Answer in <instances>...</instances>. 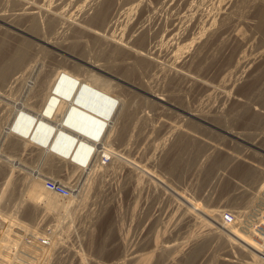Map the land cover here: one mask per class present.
I'll return each mask as SVG.
<instances>
[{
  "label": "bare ground",
  "instance_id": "bare-ground-1",
  "mask_svg": "<svg viewBox=\"0 0 264 264\" xmlns=\"http://www.w3.org/2000/svg\"><path fill=\"white\" fill-rule=\"evenodd\" d=\"M174 1V0H173ZM179 1V0H178ZM188 0H180V4L181 2H187ZM229 3L233 2L232 4H234L235 0H228ZM237 1V0H236ZM239 1V0H238ZM236 2L239 3V2ZM242 2H246L248 3V7H249V12H250V8H252L254 6V9L257 8V10H259V15H261V17H264V0H240ZM152 0H50V1H46V0H0V88L5 89V90H9L10 91H15L16 94L17 92L21 93V91L24 90V94H26L27 98L25 97V100H22V104H18L16 106H19L18 109H16V111H14V115L12 116L14 118H12L13 120H10V128H8L7 133L8 134H13L14 140L11 141L10 143V147L11 149H16L18 147H26L30 144L35 147L32 148V150L37 151L40 155L43 156L44 158V163L43 160L41 161V163H43L45 165L46 168V173L42 175V177H39L34 180H32V183L35 182L37 185H39V187L33 183V185L36 186L35 190L39 188L38 193L35 196L34 201L32 202V205H30L31 208H29L30 210H28V213L26 214L28 217H26L28 220H35L34 219V214L36 213V210H42L41 206L45 203L49 204V200L50 198L54 197L56 195V197H59V195L57 196L56 192H53L52 190H50L47 186L46 183H44V178L47 177V175L51 172H54L53 169L55 168V164L56 162L58 163L59 166L65 167L67 166V164H71L72 168H70V171L65 173L67 174V176L69 177H74L76 174L82 175L80 174L82 171H89V168H93L95 167V165L97 164L96 162L99 160V158H102V154H106V155H111L112 157H114L117 162V160L120 162L119 164H122L123 167H127L131 172H135V170L137 171V169H139L138 171H140V168H142V165L138 164L136 161H133L132 159L126 158V156H123L122 154V150L123 149H119L118 147H123L125 146L124 144H126V142L128 141V138L130 140L131 137H129V125L131 126L132 124L134 125V128H136V131L139 133V135H144L145 136H149L152 133H162L165 130V133H176L179 132L180 130H182L181 132H183L184 129H187V132L185 135H181L182 138L183 136H186L184 138V147L185 148H190L191 144L193 142H191L190 140L192 139H196V140H201L203 139V137L197 136L194 133H192L186 126H191L190 122L189 125L187 124L186 126L184 125L183 122H172L169 123V121L165 122L162 120V122L160 125H157V127H153V126H147V125H151V123L146 124L147 120H148V115L145 114H141V115H137L138 112H140L139 110H141L142 108L139 109L136 108L134 111L132 110V105L135 102L134 100V96H133V92L132 90H140L144 91L145 93L151 95L154 98V101L156 103H172L173 105H175V102H181V100L179 99L180 97L177 96V94L175 93V91L182 89L183 86L186 85V83L191 82V84L194 87L199 88V90H203V92L206 93V96H210L212 94H215L213 92H215L217 90H219V97H220V101H222V105L224 106V103L229 102L232 106L234 107H239L237 109H239V112L241 111V109L244 107H249L252 109H258L260 107H256L255 105H259V103H262L260 105H264V77H258V73L260 72L261 68L264 67V51H259L258 50V54L256 55H252V54H245V55H240V54H236L235 56H233L232 58L230 57V60L228 61L229 63H227V65L224 67L225 70L228 71V73H226L224 76L221 75V72H219L216 75L217 82H211L210 80L213 79L211 78L209 79H205V77H201L199 75V73L193 74L192 71H190V67L192 68L191 65H195V68H202V56L206 55L203 54L205 52L206 49L209 45V35H212L211 33H209V35L206 37H204V35L202 34V32L198 31L199 34L197 36H195L192 40H190L189 42L183 43L184 40L187 39V31L185 32L184 30L180 29L181 31H183V33H179V36L181 34V38H179L180 40L177 41V43H174V39L173 41H171V37L173 38L174 36V29L172 28V30L169 32L167 31L168 29L165 28V25H168L167 18H162L161 14H160V10H165L167 9V7L170 5L169 2H171L170 0H154L153 3H151ZM206 2V1H205ZM217 2V1H216ZM215 2V3H216ZM241 2V3H242ZM175 3V2H174ZM173 3V4H174ZM224 3V2H223ZM240 3V4H241ZM12 4L13 6V10H11V12L7 11L6 7L7 5ZM180 4L176 5L179 6ZM185 4V3H184ZM188 4V2H187ZM245 4V3H244ZM230 5V4H229ZM247 5V4H245ZM66 6H68L69 8H65ZM172 6V2L171 5ZM182 6V5H181ZM211 6V5H210ZM227 6V5H226ZM234 6V5H233ZM231 6V8L233 7ZM236 6V5H235ZM239 6V5H238ZM242 6V4H241ZM241 6H239V8H241ZM229 7V6H228ZM227 7V8H228ZM237 7V6H236ZM235 7V8H236ZM247 7V8H248ZM172 8V7H171ZM221 8V7H220ZM234 8V9H235ZM238 8V10H239ZM244 7H242L243 9ZM246 8V9H247ZM12 9V8H11ZM128 9L129 10V14L128 16L124 17L123 13L124 10ZM225 9V8H224ZM230 9V8H228ZM233 9V8H232ZM231 9V10H232ZM242 9H240L242 11ZM245 9V10H246ZM126 10V11H128ZM188 10V9H187ZM239 11V12H241ZM247 11V10H246ZM255 11V10H253ZM174 12V11H173ZM192 12V11H191ZM201 12V11H200ZM226 13V10L224 11ZM222 12V13H224ZM238 11L235 12V14H238L240 16H242V14L237 13ZM243 12V11H242ZM163 13V12H162ZM188 13V12H187ZM214 13V12H213ZM230 13V12H229ZM227 12V14L230 17V20L232 21L233 18H235L236 16L233 15V13L229 14ZM248 13V12H247ZM246 13V14H247ZM126 14V13H125ZM169 14V13H168ZM206 14V13H205ZM258 14V12H257ZM180 15V14H179ZM178 15V16H179ZM215 15V14H214ZM224 15V16H225ZM231 15V16H230ZM182 16V15H181ZM180 16V17H181ZM185 16V15H184ZM190 16V15H189ZM244 16V15H243ZM177 17V16H175ZM186 17V16H185ZM201 14H194V16L192 17V15L189 17L190 19V24L193 25V23H195L196 20L200 21ZM203 17V16H202ZM223 17V16H222ZM226 17V16H225ZM223 17V18H225ZM246 17V16H244ZM243 17V19H244ZM184 18V17H183ZM232 18V19H231ZM237 18V17H236ZM175 19V18H174ZM172 19L170 22H173ZM180 19V18H179ZM188 19V18H187ZM218 19V18H217ZM222 19V18H221ZM227 19V17H226ZM225 19V20H226ZM229 19V18H228ZM240 19V17H239ZM259 19L261 20L262 18L259 17ZM177 20V19H176ZM182 20V19H180ZM188 20V21H189ZM195 20V21H193ZM225 20H223L225 22ZM241 20V19H240ZM246 20V19H244ZM248 20V19H247ZM259 20V21H260ZM178 21V20H177ZM191 21L193 23H191ZM198 21V22H199ZM214 21V20H211ZM256 21V20H255ZM264 21V20H263ZM99 23L98 27H96L97 25L95 24ZM169 22V21H168ZM179 22V21H178ZM203 22V21H202ZM217 22V20H216ZM228 22V21H227ZM226 22V23H227ZM234 22V21H233ZM251 22V21H250ZM93 23L95 24V26H93ZM167 23V24H166ZM181 23V22H180ZM184 23V22H183ZM182 23V24H183ZM187 23V22H186ZM204 23V22H203ZM206 23V22H205ZM212 23V22H210ZM230 23V22H228ZM227 23V24H228ZM172 24V23H171ZM188 24V23H187ZM214 24V22L212 23ZM212 24H210L211 26H213ZM235 24V23H234ZM185 25V23H184ZM216 25V24H215ZM221 25V24H220ZM226 25V24H225ZM174 26V25H173ZM179 26V25H178ZM187 26V25H186ZM195 26V24H194ZM197 26V25H196ZM202 26V25H201ZM205 26V25H203ZM209 26V24H208ZM227 26V25H226ZM231 26V25H230ZM229 26V27H230ZM167 27V26H166ZM169 27V26H168ZM189 27V26H188ZM219 27V26H218ZM234 27V26H233ZM246 27V26H245ZM263 27V26H262ZM191 28V26H190ZM189 28V29H190ZM194 28V27H193ZM197 28V27H195ZM209 28V27H208ZM211 28V27H210ZM221 28V27H220ZM226 28V27H225ZM236 28V27H235ZM235 34H234V38L235 41H237L239 44H244L247 39L246 36H244L243 30L242 28L240 29H235ZM184 29V27H183ZM188 29V28H187ZM188 29V30H189ZM200 29V28H199ZM214 29V28H213ZM217 29V27L215 28ZM228 29V28H227ZM233 29V28H232ZM231 29V30H232ZM261 29V28H260ZM166 30V31H165ZM177 30V29H176ZM206 30V28L204 29ZM208 30V29H207ZM230 30V29H229ZM230 30V32H231ZM259 30V29H258ZM264 30V29H263ZM165 31L166 34H164L163 36L167 37V35L169 36V40L170 42L174 43V45L172 46V48L169 46L168 49L169 51H165V44L163 41V44L161 45V47L164 45V54L162 55L161 52L162 50L159 49L160 47V42H161V38L162 36V32ZM180 31V32H181ZM217 31V30H215ZM189 32V31H188ZM210 32V31H209ZM213 33V35H215L216 32L211 31ZM219 33V32H218ZM217 33V34H218ZM234 33V32H233ZM208 34V33H207ZM223 34V33H222ZM249 34V33H248ZM173 35V36H172ZM176 35V34H175ZM195 35V33H194ZM221 35V34H220ZM171 36V37H170ZM231 36V37H232ZM261 36V35H260ZM163 37V38H164ZM165 37V38H166ZM177 38V37H176ZM211 39V36H210ZM214 39V38H213ZM229 39V38H228ZM89 40H91L93 42V44L95 45H90V46H95L96 49L101 51V56L102 58L97 59L95 62L91 61L90 63H88V65H90V69L92 68V70H98V71H102L104 73H106L107 75H109L111 77L110 78H106L103 76L98 75L97 73L93 72L92 70L89 69H85V68H78L77 66L75 67V69H68L66 67V62L57 57L60 54H57L59 52H66L68 51V49H70L71 47L77 45L82 47H86L89 43ZM168 40V39H167ZM167 40H165V43H169L166 42ZM90 41V42H91ZM230 41V40H229ZM256 41V40H255ZM236 42V43H237ZM228 43V42H226ZM262 43V42H261ZM92 44V43H91ZM256 44V43H255ZM159 45V46H158ZM169 45V44H168ZM171 45V43H170ZM226 45V44H225ZM231 45V44H230ZM236 45V44H235ZM241 46V45H239ZM248 46V45H247ZM252 46V45H251ZM264 46V45H263ZM214 47V46H213ZM210 48L213 50L214 48ZM237 47V45H236ZM260 47V46H258ZM76 48V47H75ZM192 48V49H191ZM219 48V47H217ZM221 48V47H220ZM231 48V47H230ZM85 51V49H84ZM91 51V50H90ZM99 51V52H100ZM210 51V50H209ZM212 52V51H211ZM215 52V51H214ZM246 53V51H245ZM254 53V52H253ZM210 54V53H208ZM212 54V53H211ZM242 54V53H241ZM263 55V58L261 60H257L258 56ZM207 56V55H206ZM231 56V55H230ZM205 57V56H204ZM220 57V56H219ZM222 57V56H221ZM89 58V57H88ZM161 58L163 59V61L161 60ZM211 58V57H210ZM81 60V59H80ZM88 60V59H87ZM84 60V61H87ZM164 60L166 62H164ZM205 60V58H204ZM207 60V59H206ZM75 61V60H74ZM83 61V60H82ZM90 61V60H89ZM219 62V61H218ZM208 63V61H207ZM217 63V62H216ZM225 64V63H224ZM208 66V65H207ZM215 66V65H214ZM222 66V65H221ZM87 67V66H85ZM204 67V65H203ZM211 67V66H209ZM231 67V68H230ZM228 68H230L228 70ZM193 69V68H192ZM194 70V69H193ZM198 70V69H197ZM207 69L205 68V71ZM223 70V69H222ZM223 70V71H225ZM264 70V69H263ZM204 71V70H203ZM208 71V70H207ZM212 71V70H211ZM194 72V71H193ZM198 72V71H197ZM217 72V71H216ZM202 73V72H201ZM237 76V78H233V81L230 80L231 77L229 76V74H234ZM205 74V73H204ZM208 74V73H207ZM263 74V73H262ZM202 75V74H201ZM242 75V76H241ZM261 75V74H260ZM206 76V75H205ZM210 76V75H209ZM263 76V75H262ZM156 77H161L165 80V82H167V88L163 89V92L160 93H155L152 86H151V82H153V79ZM230 77V78H228ZM239 77V78H238ZM210 78V77H209ZM262 78V79H261ZM157 79V78H156ZM160 80V79H159ZM244 80V81H243ZM243 81V85L242 82ZM155 82V81H154ZM160 83V82H159ZM158 83V84H159ZM190 84V85H191ZM155 85V84H154ZM153 85V86H154ZM158 86V85H157ZM155 86V87H157ZM160 86V84H159ZM154 87V88H155ZM132 88V89H131ZM156 89V88H155ZM159 90V88H157ZM235 89V94L231 93L233 90ZM162 90V88H161ZM14 92V93H15ZM216 92V94H217ZM3 93V92H2ZM19 93V94H20ZM175 93V94H174ZM184 93V92H183ZM4 94V93H3ZM7 94V93H6ZM11 96L13 95L10 92ZM18 94V95H19ZM202 94V93H201ZM232 94V95H231ZM15 95V94H14ZM200 95V94H199ZM6 96V95H5ZM23 96V95H21ZM20 96V97H21ZM25 96V95H24ZM205 96V95H204ZM216 96V95H215ZM182 97V96H181ZM184 97V96H183ZM200 97V96H199ZM209 97V98H210ZM6 98V97H5ZM14 98V97H11ZM201 98V97H200ZM203 98V97H202ZM206 98V97H205ZM9 99V98H8ZM24 99V98H23ZM188 99V98H187ZM215 99V98H214ZM210 100V99H209ZM217 100V99H216ZM1 101V100H0ZM14 101V100H13ZM17 101V100H16ZM144 102V101H142ZM210 102V101H209ZM212 102V101H211ZM215 102V101H214ZM15 103V102H14ZM141 103V102H140ZM2 104V101H1ZM6 104V102L4 103ZM16 104V103H15ZM206 104H208L206 102ZM181 105V104H180ZM204 105V104H203ZM217 105V104H216ZM221 105V104H220ZM221 105V106H222ZM227 105V104H226ZM5 106V105H4ZM8 106V105H7ZM182 106V105H181ZM210 106V105H209ZM228 106V105H227ZM230 106V105H229ZM161 107V106H160ZM231 108L233 109V112L235 110V108ZM219 108V107H218ZM217 108V106H210L209 110L206 109V112H199V113H193V112H189L188 110L186 111V113H188L189 115H197L198 118H200L203 121H205L206 123H211L213 121H218V123H220L219 121H221L222 115H224V111L223 112H219V109ZM230 109V107H227L226 109ZM241 108V109H240ZM243 108V109H244ZM263 108V107H262ZM5 109V108H4ZM7 109V108H6ZM139 109V110H138ZM225 109V106L224 108ZM225 109V111H226ZM242 109V112H243ZM8 110L12 111L11 109L8 108ZM15 110V109H13ZM208 110V112H207ZM222 110V109H221ZM220 110V111H221ZM253 110V111H254ZM261 110V109H259ZM7 111V110H6ZM202 111V110H201ZM252 111V110H250ZM262 111H264V109H262ZM16 112V113H15ZM238 112V111H237ZM249 112V110L247 111ZM256 112V111H255ZM261 112V111H259ZM7 114L10 112H6ZM160 113V112H159ZM162 113V112H161ZM252 113V112H249ZM257 115L260 116V114H258V112H256ZM12 114V113H11ZM140 114V113H139ZM158 114V113H157ZM227 114V113H225ZM232 112L230 113L229 116L236 114H232ZM240 114V113H239ZM238 114V115H239ZM1 115V114H0ZM4 115V112H3ZM164 115V114H163ZM243 115L245 117V114L243 112ZM242 115V116H243ZM251 116V114H247L246 116ZM256 115V114H255ZM252 116V120L259 121V118L257 115L256 116ZM262 115V114H261ZM10 116V115H9ZM160 116V114H159ZM248 116V117H249ZM263 116V115H262ZM261 116V117H262ZM5 117V116H4ZM3 117V118H4ZM7 117V116H6ZM138 117V122L134 121L136 118ZM161 117V116H160ZM167 117V116H165ZM188 117V116H187ZM233 117V116H232ZM241 117V116H240ZM239 117V118H240ZM243 117V118H244ZM264 117V116H263ZM11 118V117H10ZM154 118V116H153ZM168 118V117H167ZM223 118H225L223 116ZM222 118V119H223ZM231 118V117H230ZM236 118V117H235ZM242 118V117H241ZM246 118V117H245ZM244 118V119H245ZM5 119V118H4ZM2 119V120H4ZM8 119V118H6ZM5 119V120H6ZM139 119L142 121V123H139ZM160 119V118H158ZM188 119V118H187ZM193 119V118H192ZM248 118H246L245 120H247ZM256 119V120H255ZM4 120V121H5ZM154 120V119H153ZM153 120H151L153 122ZM169 120V119H168ZM195 120V119H194ZM224 120V119H223ZM222 120V122H223ZM226 120V119H225ZM233 120V118H232ZM239 121V119H237ZM262 120V118H261ZM7 123L9 122L8 120H6ZM5 121V122H6ZM159 121V120H158ZM184 121V120H183ZM193 121V120H192ZM234 121V120H233ZM236 121V120H235ZM242 121V120H241ZM244 121V120H243ZM242 121V122H243ZM149 122V121H148ZM155 122V121H154ZM159 122V123H160ZM200 122V121H199ZM225 122V121H224ZM250 122V121H249ZM249 122H247V124H249ZM144 123V124H143ZM194 123V121H193ZM198 125V122H196ZM205 123V125L207 126V124ZM264 122L262 121V124ZM155 124V123H153ZM216 124V123H215ZM221 124V123H220ZM227 124V123H225ZM220 125V127H222L223 125ZM259 127H260V121L259 123ZM261 124V125H262ZM156 125V124H155ZM194 125V124H193ZM201 124H199L198 127ZM204 125V124H203ZM204 125V126H205ZM217 125V124H216ZM245 125V124H244ZM189 126V128H191ZM219 126V125H218ZM228 126V125H227ZM225 126V127H227ZM247 125H245L246 127ZM258 126V125H257ZM264 126V125H263ZM198 127H195V129H200ZM209 126L206 127V130H208ZM217 127V128H220ZM224 127V126H223ZM224 127V128H225ZM258 127V128H259ZM131 128V127H130ZM202 128V127H201ZM223 128V129H224ZM264 128V127H263ZM193 129V127H192ZM203 129V128H202ZM202 129L201 132H202ZM211 129V128H210ZM214 128H212L211 130H213ZM226 129V128H225ZM262 129V127H261ZM205 130V132H206ZM227 130V129H226ZM185 131V130H184ZM198 132H200L199 130H196ZM216 131V130H215ZM231 131V130H230ZM197 132V133H198ZM204 132V131H203ZM204 132V134H205ZM208 132V131H207ZM233 132V131H232ZM243 132V131H241ZM249 132V131H248ZM247 132V134H248ZM177 133V134H179ZM196 133V132H195ZM210 133V131H209ZM216 133V132H215ZM214 132H212L211 137L214 138L213 134H215ZM237 133V132H236ZM244 133V132H243ZM242 133V134H243ZM250 133V132H249ZM259 133V132H258ZM262 133V132H261ZM264 133V130H263ZM262 133V134H263ZM11 134L9 135V137L11 136ZM173 134V135H174ZM202 134V133H201ZM230 134V133H229ZM162 135V134H161ZM206 135V134H205ZM216 135V134H215ZM231 135V134H230ZM239 135V134H237ZM246 135V133H245ZM8 136V135H7ZM217 136V135H216ZM221 136V135H220ZM234 136V135H233ZM241 136V135H240ZM244 136V135H243ZM251 137H253L252 135H250ZM264 135H260L259 137H261ZM141 137V136H139ZM175 137V136H174ZM210 137V136H209ZM246 137V136H245ZM249 136H247L246 138H248ZM250 137V138H251ZM257 137V135H255V138ZM4 138V137H3ZM146 138V137H145ZM142 138L140 139V141L144 142V139ZM161 138V137H160ZM158 138V139H160ZM169 138V137H168ZM173 138V137H172ZM262 138V137H261ZM178 139V138H177ZM259 139V138H258ZM264 139V138H263ZM156 140V139H155ZM164 140V139H163ZM251 140L253 141V139L251 138ZM256 140V139H255ZM262 140V139H261ZM6 141V140H5ZM131 141V140H130ZM193 141V140H192ZM202 141V140H201ZM220 141V140H219ZM260 141V140H258ZM264 141V140H263ZM9 142V141H7ZM118 145L117 147L113 146L114 143H117ZM132 142V141H131ZM142 142V143H143ZM154 142V141H152ZM216 142V141H215ZM255 142V141H254ZM257 142V141H256ZM3 143V142H2ZM27 143H30L27 145ZM138 143V142H137ZM182 143V142H181ZM205 143V142H204ZM222 143V142H221ZM224 143V142H223ZM228 143V142H227ZM234 143V142H233ZM260 143V142H259ZM264 143V142H263ZM4 144V143H3ZM150 144V143H149ZM174 144V143H173ZM201 144V142L199 143ZM256 144V143H253ZM8 145V144H7ZM115 145V144H114ZM127 145H129L127 143ZM140 145V144H139ZM175 145V144H174ZM202 145H204L202 143ZM212 145V144H210ZM209 145V146H210ZM226 145V144H225ZM250 145V144H249ZM252 145V144H251ZM260 145V144H259ZM262 145V144H261ZM152 146V144L150 145ZM158 146V145H157ZM213 146V145H212ZM227 146V145H226ZM232 146V145H231ZM139 147V146H138ZM145 147V145H144ZM176 147V145H175ZM204 147V146H203ZM208 147V145H207ZM235 147V145L233 146ZM231 147V148H233ZM30 148V149H31ZM118 148V149H117ZM124 148V147H123ZM141 148V147H140ZM139 148V149H140ZM150 148V147H149ZM152 148V147H151ZM210 148V147H209ZM208 148V149H209ZM220 148V147H219ZM10 149V150H11ZM25 148H23L24 150ZM29 149V148H28ZM127 149V147H126ZM147 149V147H146ZM153 149V148H152ZM170 149V148H167ZM196 149V148H195ZM235 149V148H234ZM237 149V148H236ZM239 149V148H238ZM237 149V150H238ZM18 150V149H16ZM125 150V149H124ZM143 150V149H142ZM141 150V153L143 152ZM149 150V149H148ZM151 150V149H150ZM194 150V149H193ZM221 150V151H220ZM219 153L221 155V158L218 157L217 158V162L219 159V162H224L228 159L229 156L228 155L230 152H228L226 149H221L220 148ZM255 150V149H254ZM2 151V150H1ZM21 151V150H20ZM34 151V152H35ZM132 151V150H131ZM145 151V149H144ZM197 151V149H196ZM199 151V150H198ZM241 151L243 152L242 148ZM3 152V151H2ZM121 154H120V153ZM150 152V151H148ZM152 152V150H151ZM200 152V151H199ZM198 152V153H199ZM240 152V151H238ZM255 152V151H253ZM13 153V152H12ZM37 153V154H38ZM131 153V152H130ZM192 153V152H191ZM204 153V152H203ZM228 153V154H227ZM21 154V153H20ZM31 154V153H30ZM127 154V153H125ZM154 154V153H153ZM217 154V153H216ZM231 154V153H230ZM246 154V153H244ZM248 154V153H247ZM255 154V153H252ZM2 155V154H0ZM39 155V156H40ZM147 155V154H146ZM209 155V154H208ZM212 155V154H210ZM232 155L236 156H241L240 154H237L236 152L233 153ZM250 155V153L248 154V156ZM9 156V155H8ZM32 156V155H31ZM42 156L40 158H42ZM131 156V155H130ZM148 156V155H147ZM174 156V155H173ZM196 156V155H195ZM207 156V155H205ZM247 156V155H245ZM252 156V155H251ZM257 156V155H256ZM6 157V156H5ZM146 157V156H145ZM172 157V156H171ZM212 157V156H211ZM10 158V157H9ZM16 158V157H15ZM39 158V157H38ZM40 158H39V162H40ZM151 158V156H150ZM153 158V157H152ZM155 158V156H154ZM173 158V157H172ZM186 157H184V154H178L177 158H173L171 160V162L168 164V174L173 175L172 177H177L178 179H184L182 178V176L186 175L185 173L187 172L186 170L188 169L189 165L191 164V159L189 160V158L187 160H185ZM215 158V157H214ZM213 158V159H214ZM251 158V157H250ZM262 158V157H260ZM264 158V157H263ZM262 158V159H263ZM14 159V158H13ZM37 159V158H36ZM231 159V157H230ZM238 159V157H237ZM252 159V158H251ZM256 161L257 159L254 158ZM253 159V160H254ZM261 159V160H262ZM6 160V159H5ZM3 160V162L5 161ZM112 160V158L110 159ZM114 160V159H113ZM112 160V161H113ZM145 160V158L143 159ZM199 160V159H198ZM210 162V159H208ZM216 160V159H215ZM236 160V158H235ZM238 160H243V159H238ZM249 160V159H248ZM264 160V159H263ZM101 161V160H99ZM114 161V162H115ZM148 161L153 162L151 159ZM228 162H230L229 160H227ZM259 161V160H258ZM8 162V159L7 161ZM5 162V164H7ZM150 162V163H151ZM214 162V161H211ZM216 162V163H217ZM234 161H231V164ZM241 162V161H240ZM239 162V163H240ZM246 161H244L245 163ZM248 162V161H247ZM263 162V161H262ZM11 162H9L8 164H10ZM60 163V164H59ZM63 163V164H62ZM65 163V164H64ZM109 163V162H108ZM148 163V162H147ZM214 163V164H216ZM251 167L255 168L256 171L252 168V170L255 171V175L254 174H249V172L247 171V167L246 169H241L240 171V175L239 177L246 178L245 180H247L249 178V176L251 177L250 179H252L253 177H255L256 182L257 179L259 178L257 172L263 173L264 172V166H262L261 164L257 163V162H248ZM264 163V162H263ZM100 164V163H99ZM96 165V166H100V165ZM118 164V166H119ZM145 164V163H144ZM196 164V163H195ZM202 164V163H201ZM208 164V163H206ZM205 164V165H206ZM211 165L212 167L214 166ZM234 164V163H233ZM30 165V164H29ZM57 165V164H56ZM121 165V166H122ZM154 165V164H153ZM244 165V164H243ZM246 165V163H245ZM8 166V165H7ZM23 166V165H22ZM102 166V165H101ZM100 166V168H101ZM196 166V165H195ZM217 166V164H216ZM220 166V165H219ZM237 166L241 168L240 164H237ZM9 167V166H8ZM12 167V166H11ZM32 167V166H31ZM36 167V165H35ZM57 167V166H56ZM97 167V168H98ZM145 167V166H143ZM198 167V166H197ZM205 167V166H202ZM215 167V166H214ZM218 167V166H217ZM13 168V167H12ZM11 168V169H12ZM44 168V169H45ZM60 169V167H58ZM67 168V167H65ZM64 168V169H65ZM107 168V167H106ZM105 168V169H106ZM149 168V167H148ZM194 168V167H193ZM200 168V167H198ZM228 168V167H227ZM231 168V167H229ZM244 168V166H243ZM41 169V168H40ZM43 169V168H42ZM43 169V170H44ZM57 169V168H55ZM58 169V170H59ZM72 169V170H71ZM124 169V168H123ZM214 169V168H213ZM222 169V168H221ZM9 170V169H8ZM14 170V169H13ZM11 170V172L13 171ZM95 170V169H94ZM100 170V169H99ZM103 170V169H102ZM215 170V169H214ZM214 170H212L214 172ZM227 171H229L228 169H226ZM234 170L232 173L235 172V168L231 169ZM20 171V170H19ZM25 171V170H24ZM57 171V170H56ZM55 171V172H56ZM84 171V173H85ZM92 171V170H91ZM115 171V170H114ZM145 171V169H144ZM143 171V172H144ZM191 171V170H190ZM200 171V170H199ZM217 171V170H215ZM239 171H236L237 173H239ZM5 172V165L4 163L0 164V174ZM41 172V171H40ZM87 172V171H86ZM100 172V171H99ZM141 171V173H143ZM147 172V171H146ZM203 172V171H202ZM235 172V173H236ZM24 173V172H23ZM29 173V172H28ZM62 173V172H61ZM70 173V174H69ZM95 173V171H94ZM103 173V171H102ZM101 173V174H102ZM139 174V172H137ZM136 173V174H137ZM220 172H218L219 174ZM223 173V172H222ZM221 173V174H222ZM225 173V171H224ZM236 173V174H237ZM20 174V173H19ZM30 174V173H29ZM90 174V173H89ZM88 174V176H89ZM145 174V173H144ZM149 176L150 173H147ZM193 174V173H192ZM196 174V173H195ZM211 169L210 167L207 169V175L208 177H211L209 175H211ZM215 174V173H214ZM228 174V173H227ZM26 175V174H25ZM31 175V174H30ZM56 175V173H55ZM63 175V174H62ZM93 175V174H92ZM99 175V174H98ZM97 175V176H98ZM112 175V174H111ZM151 175V174H150ZM156 176H158L157 174H155ZM205 175V174H204ZM220 175V174H219ZM233 175V174H232ZM230 175V176H232ZM22 175H20L21 177ZM52 176V175H51ZM57 176V175H56ZM59 176V175H58ZM109 176V175H108ZM130 176V175H129ZM134 176V175H132ZM142 176V175H141ZM144 176V175H143ZM155 176V177H156ZM189 176V175H188ZM214 176V175H213ZM218 176V175H217ZM260 176H264L262 174H260ZM5 177V176H4ZM18 177V176H17ZM30 177V176H29ZM55 177V176H54ZM68 177V178H69ZM81 177V176H79ZM140 177V176H139ZM139 177L136 179L139 181ZM152 177V175H151ZM150 177V178H151ZM171 177V178H172ZM174 177V180H175ZM205 177V176H204ZM221 177V175H220ZM237 177V176H236ZM24 178V177H23ZM56 178V177H55ZM59 178V177H58ZM65 178V177H64ZM67 178V179H68ZM77 178V177H76ZM90 178V177H89ZM111 178V177H110ZM161 178V177H160ZM159 178V179H160ZM201 178V177H200ZM238 178V177H237ZM261 178V177H260ZM25 179V178H24ZM46 179V178H45ZM52 179V177H51ZM95 179V178H94ZM149 179V178H147ZM152 179V178H151ZM158 179V180H159ZM187 179V177H186ZM194 179V178H193ZM192 179V180H193ZM214 179V178H212ZM215 179L216 178L215 176ZM221 179V178H220ZM29 180V179H28ZM48 180V178H47ZM56 180V179H55ZM63 180V179H62ZM78 180V179H77ZM76 180V181H77ZM110 180V179H109ZM143 180V179H142ZM150 180V179H149ZM153 180V179H152ZM156 180V179H155ZM153 180V182L155 181ZM156 180V181H158ZM207 182V179H205ZM236 180V179H234ZM243 180V179H242ZM253 180V179H252ZM2 181V180H1ZM23 181V180H22ZM21 181V182H22ZM27 181V180H26ZM25 181V182H26ZM30 181V180H29ZM46 181V180H45ZM127 181V180H126ZM163 181V180H162ZM165 181V180H164ZM209 181V180H208ZM217 181V180H216ZM219 181V180H218ZM248 181V180H247ZM247 181L245 183H247ZM103 182V181H102ZM105 182V181H104ZM141 182V181H140ZM152 182V181H151ZM159 182V181H158ZM205 182V181H204ZM205 182V183H206ZM214 182V181H213ZM212 183V186H214V184ZM230 182V180H229ZM232 182V181H231ZM230 182V183H231ZM241 182V181H239ZM239 182L238 185H239ZM243 182V183H244ZM253 182V181H252ZM251 182V183H252ZM68 183V182H67ZM138 183V182H137ZM166 183V182H165ZM164 183V185H165ZM192 183V182H191ZM203 183V182H202ZM217 183V182H215ZM219 183V182H218ZM236 183V184H237ZM70 184V183H69ZM128 184V183H127ZM156 184V182H155ZM161 184V183H160ZM163 184V183H162ZM167 184V183H166ZM195 184V183H193ZM221 184V183H220ZM250 184V182L248 183ZM255 184V183H254ZM3 185V184H2ZM5 185V184H4ZM15 185V184H14ZM68 185V184H67ZM87 185V184H86ZM208 184H206L207 186ZM211 185V184H210ZM219 185V184H218ZM229 185V184H228ZM246 185V184H245ZM244 185V186H245ZM253 185V183H252ZM8 186V185H7ZM22 186V185H21ZM28 186V185H27ZM32 186V185H30ZM85 186V185H84ZM102 186V185H101ZM107 186V185H106ZM161 187V185H159ZM163 186V185H162ZM190 186V185H189ZM209 186V185H208ZM220 186V185H219ZM244 186H240L241 188L243 187L242 190L236 189L237 191L239 190L238 193L236 194H231V196H233V202H238L239 200H245L248 201L252 198H248L249 194H251L252 190L248 187L247 189L244 188ZM68 187H70L68 185ZM87 187V186H86ZM146 187V186H145ZM157 187V186H156ZM168 187V186H167ZM171 187V186H170ZM236 187V186H235ZM256 187V186H255ZM252 186V188H255ZM78 188V187H77ZM89 188V187H88ZM100 188V187H99ZM138 188V187H137ZM173 188V187H172ZM201 188V187H200ZM205 188H209V187H205ZM213 188V187H212ZM238 188V187H237ZM258 188V187H257ZM256 188V189H257ZM261 188V187H260ZM4 189V187H3ZM34 189V188H33ZM32 189V190H33ZM71 189V188H70ZM69 189V190H70ZM74 189V188H72ZM80 189V187H79ZM161 189V188H160ZM162 189L164 190L165 187ZM169 189V188H168ZM2 190V189H1ZM8 190V189H7ZM6 190V191H7ZM30 190V189H29ZM31 190V191H32ZM172 190V189H171ZM188 190V189H187ZM193 190V189H192ZM263 190L259 189V191ZM94 191V190H93ZM109 191V190H108ZM147 191V190H146ZM173 191L175 192V190L173 189ZM200 191L202 192V189H200ZM207 190L205 189V192ZM214 191V189L212 190ZM233 191V190H232ZM255 190L253 189V192ZM258 191V189H257ZM258 191V192H259ZM262 191L260 193H257L258 195L262 193ZM17 192V191H16ZM28 192V191H27ZM26 192V193H27ZM30 192V191H29ZM86 192V191H85ZM107 192V191H106ZM126 192V191H125ZM140 192V191H139ZM171 192V191H169ZM198 192V191H197ZM35 195V192H33ZM110 193V192H109ZM143 193V192H142ZM176 193V192H175ZM203 193V192H202ZM199 193V194H202ZM212 193V192H211ZM209 193V194H211ZM234 193V192H233ZM255 193V192H254ZM252 193V195L254 194ZM2 194V193H1ZM13 194V193H12ZM28 194V193H27ZM26 194V195H27ZM174 194V193H173ZM176 194L179 195V197H182L180 200L184 199V205L182 207H186L185 209H187V213H189V215H191V218L193 216H195L197 219V221H199L198 219L200 218V223H204V224H208L211 228H208L210 230H208L209 232L213 230L214 228V232L216 231L220 234H224L223 237L220 234L219 239L221 240V238L224 239L225 244L229 243L230 245L235 244L234 247L238 246V251H240V254L242 255V253L244 254V256H246V258H242L241 260H244L243 264H261V262L264 261V245L261 244L259 241L262 239L264 240V234L261 235V237H257L258 239L260 238V240L258 241L256 237H253L251 234V236L247 235L245 236L243 234V236H239L235 234V231L233 232L232 229L234 228H239L242 226H246V228H253V226H255V219L257 218H253L252 216L246 218L242 217L241 219H237L234 218L231 222H226L225 220H223L222 222L217 219V212L215 213V210L217 209L216 204L214 206H212L211 208L208 206H204L202 203V205L200 203L197 202H193L191 201L188 197H186V195L184 193L181 192H177ZM256 194V195H257ZM31 195V194H30ZM29 195V196H30ZM84 195V194H83ZM100 195V194H99ZM190 195V194H189ZM204 195V194H203ZM255 195V194H254ZM253 195V196H254ZM263 195V194H262ZM261 195V196H262ZM3 196V195H2ZM71 196V195H70ZM78 196V195H77ZM93 196V194H92ZM114 196V195H113ZM156 196V195H155ZM158 196V195H157ZM165 196V195H164ZM167 196V195H166ZM175 196V195H174ZM197 196V195H196ZM200 198L202 197L201 195H199ZM206 197V195H204ZM203 196V197H204ZM212 196V195H209ZM252 196V197H253ZM62 197V195H61ZM65 197V196H64ZM69 196H67L68 198ZM83 197V196H82ZM110 197V196H109ZM140 197V196H139ZM169 197V196H168ZM192 197V196H191ZM230 197V196H229ZM251 197V195H250ZM255 197V196H254ZM263 197V196H262ZM261 197V198H262ZM12 198V197H11ZM21 198V197H20ZM78 198V197H77ZM96 198V197H95ZM173 198V197H171ZM227 198V197H226ZM256 198V197H255ZM254 198V199H255ZM264 198V197H263ZM262 198V199H263ZM56 199V198H55ZM66 199V198H65ZM74 199V198H73ZM196 200V198H194ZM204 199V198H202ZM225 199V198H224ZM231 199V197H230ZM260 199V198H259ZM23 200V199H22ZM33 200V199H32ZM53 200V199H51ZM50 200V202H51ZM58 200V199H57ZM63 200V198H62ZM113 200V199H111ZM159 200V199H157ZM156 200V201H157ZM165 200V199H164ZM168 200V199H167ZM172 200V199H171ZM201 200V199H200ZM3 201V200H2ZM31 201V200H30ZM56 201V200H55ZM54 201V202H55ZM60 201V199H59ZM58 201V202H59ZM65 201V200H64ZM70 203V200H68ZM82 201V200H81ZM169 201V200H168ZM183 201V200H182ZM211 201V200H210ZM222 201V200H220ZM229 200L228 203H230ZM253 201V199L251 200ZM257 201V205L260 204ZM9 202H10V198H9ZM63 202V201H62ZM60 201L59 204L62 203ZM115 202V201H114ZM138 202V201H137ZM163 202V201H162ZM165 202V201H164ZM170 202V201H169ZM250 202V201H249ZM261 202V200H260ZM263 202V201H262ZM1 203V201H0ZM12 203V202H11ZM10 203V204H11ZM21 203V202H20ZM25 203V202H24ZM65 204H67L66 202H64ZM82 203V202H81ZM91 203V202H90ZM158 203V202H157ZM160 203V202H159ZM166 203V202H165ZM183 203V202H182ZM209 203V202H206ZM241 203V202H240ZM239 203V204H240ZM244 204V202H242ZM247 203V202H246ZM251 203V202H250ZM53 204V202H52ZM73 204V202H72ZM107 204V203H106ZM175 204V203H174ZM180 204V202H179ZM233 204V203H231ZM238 204V203H237ZM235 204V205H237ZM254 205L256 204L253 203ZM253 204H248L251 209ZM4 205V204H3ZM8 205V204H7ZM19 205V204H18ZM25 205V204H24ZM27 205V204H26ZM55 205V204H54ZM53 205V206H54ZM57 205V203H56ZM69 205V204H68ZM156 205V204H155ZM161 205V204H160ZM206 205V204H205ZM209 205V204H208ZM221 205V203L219 204ZM227 205V204H226ZM242 205V204H241ZM246 205V204H245ZM244 205V206H245ZM252 205V206H250ZM264 205V204H262ZM62 206V205H61ZM60 206V207H61ZM70 206V205H69ZM67 206V207H69ZM113 206V205H112ZM131 206V205H130ZM165 206V205H164ZM173 206V205H172ZM171 206V207H172ZM5 207V206H3ZM8 206H6L7 208ZM19 207V206H18ZM52 207V206H49ZM59 206H57L58 209ZM86 207V206H85ZM162 207V206H161ZM230 207V206H229ZM242 207V206H241ZM247 206H245V208H248ZM9 208V207H8ZM7 208V210H8ZM55 208V207H54ZM65 208V207H63ZM103 208V207H102ZM180 208V207H179ZM225 208V207H224ZM223 208V209H224ZM228 208V207H227ZM231 208V207H230ZM243 208V207H242ZM244 208V209H245ZM264 208V207H263ZM5 209V208H4ZM18 209V208H17ZM72 209V208H71ZM79 209V208H78ZM100 209V208H99ZM105 209V208H103ZM129 209V208H128ZM166 209V208H165ZM169 209V208H168ZM226 209V208H225ZM235 209V208H234ZM255 208H253L254 210ZM258 211L261 209L257 208ZM255 209V210H256ZM20 210V209H19ZM47 209H44V211ZM53 210V209H52ZM64 210V209H63ZM66 210V209H65ZM70 210V209H69ZM178 210V208H177ZM236 210V209H235ZM240 210V209H239ZM238 210V212H240ZM243 210V209H242ZM264 210V209H263ZM15 211V210H14ZM12 210V213L14 212ZM18 211V210H17ZM50 211V210H49ZM49 211H47L49 213ZM60 211H62V209H60ZM79 211V210H78ZM96 212V210H94ZM103 211V210H102ZM169 211V210H168ZM173 211V210H172ZM183 211V209H182ZM181 211V212H182ZM185 211V210H184ZM225 211V210H223ZM229 211V210H228ZM233 211V210H232ZM245 213V210H243ZM241 211V212H243ZM257 211V210H256ZM254 211V212H256ZM20 212V211H19ZM44 212V213H47ZM52 212V211H51ZM57 212V211H56ZM67 212V211H66ZM162 216L164 214V211L162 210ZM167 212V210H166ZM180 212V211H179ZM219 212V209H218ZM235 212V211H234ZM252 212V211H251ZM54 213H55V209H54ZM88 213V212H87ZM122 213V212H121ZM120 213V214H121ZM125 213V212H124ZM127 213V212H126ZM129 213V212H128ZM173 213V212H172ZM183 213V212H182ZM181 213V214H182ZM257 213V212H256ZM255 213V214H256ZM3 214V213H2ZM10 214V213H9ZM38 214V213H36ZM35 214V215H36ZM53 214V213H52ZM81 214V213H80ZM85 214V213H84ZM171 214V213H170ZM179 214V213H178ZM184 214V213H183ZM182 217L184 218L185 216ZM186 214V211H185ZM219 214V213H218ZM237 214V213H236ZM241 214V213H240ZM254 214V213H253ZM1 215V214H0ZM13 215V214H12ZM15 215V213H14ZM48 215V214H45ZM88 215V214H87ZM99 215V214H98ZM130 215V214H129ZM135 215V214H134ZM141 215V214H140ZM242 214V216H245ZM4 216V215H3ZM68 216V215H67ZM111 216V215H110ZM161 216V215H160ZM166 216V215H165ZM168 216V215H167ZM172 216V214H171ZM181 216V215H180ZM237 216V215H236ZM239 216V215H238ZM256 216V215H254ZM5 217V216H4ZM16 217V216H15ZM36 217V216H35ZM42 217V216H41ZM87 217V216H86ZM100 217V216H99ZM102 217V216H101ZM122 217V216H121ZM131 217V216H130ZM136 217V216H135ZM142 217V216H141ZM188 217V215L186 216ZM227 217V216H226ZM240 217V216H239ZM12 218H14L12 216ZM37 218V217H36ZM55 218V217H54ZM106 218V217H105ZM127 218V217H126ZM177 218V217H176ZM180 218V217H179ZM11 219V218H10ZM26 219V220H27ZM38 219V218H37ZM65 219V218H64ZM125 219V218H124ZM157 219V218H156ZM166 219V218H165ZM187 220V218H184V220ZM208 219V220H207ZM2 220V219H0ZM16 220V219H15ZM21 220V219H20ZM96 220V219H95ZM120 220V219H119ZM139 220V219H138ZM170 220V219H169ZM182 220V219H181ZM186 220L184 222H186ZM190 220V217H189ZM207 220V221H206ZM7 221V220H6ZM64 221V220H63ZM114 221V220H113ZM124 221V220H123ZM127 221V220H126ZM142 221V220H141ZM167 221V220H166ZM170 221H174V220H170ZM191 221L193 222V220L187 221L188 223ZM11 222V221H10ZM22 222V221H20ZM26 222V221H25ZM36 222V221H35ZM146 222V221H145ZM149 222V221H148ZM155 222V221H154ZM158 222V221H157ZM160 222V220H159ZM206 222V223H205ZM15 223V222H14ZM17 223V222H16ZM75 223V222H74ZM115 223V222H114ZM143 223V222H142ZM169 223V221H168ZM174 223V222H173ZM177 223V221H176ZM194 224H197L195 222H193ZM192 223V224H193ZM199 223V222H198ZM199 223V224H200ZM7 224V223H6ZM11 224V223H10ZM22 224V223H21ZM38 224V223H37ZM81 224V222H80ZM130 224V223H129ZM155 224V223H154ZM157 224V223H156ZM160 224V223H159ZM175 224V223H174ZM178 224V223H177ZM174 225L173 227L176 228V226L178 225ZM184 224V223H183ZM203 224V225H204ZM1 225V224H0ZM19 225V224H18ZM25 225V224H24ZM60 225V224H59ZM122 225V224H121ZM139 225V223H138ZM150 225V224H149ZM158 225V224H157ZM201 225V224H200ZM202 225V226H203ZM204 225V229L205 226ZM208 225L206 226V228L208 227ZM22 226V225H21ZM31 226V225H30ZM70 226V225H69ZM151 226V225H150ZM155 226V225H154ZM198 226V225H197ZM201 226L200 229H202L203 227ZM258 226V224H257ZM1 227V226H0ZM7 227V226H6ZM9 227V226H8ZM15 227V226H14ZM28 227V225H27ZM37 227V226H36ZM62 227V226H61ZM84 227V226H83ZM167 227V226H166ZM192 227V226H190ZM5 228V227H4ZM31 228V227H30ZM67 228V227H66ZM94 228V227H93ZM98 228V227H97ZM144 228V227H143ZM153 228V227H152ZM178 228V227H177ZM180 228V227H179ZM196 228V227H195ZM195 228L193 230H195ZM14 229V228H13ZM26 229V228H25ZM58 229V228H57ZM157 229V228H155ZM162 229V228H161ZM160 229V230H161ZM199 229V228H198ZM198 229L196 231H198ZM202 229V233L204 234L205 230ZM212 229V230H211ZM16 230V229H15ZM14 230V231H15ZM20 230V229H18ZM91 230V229H90ZM95 230V229H94ZM154 231V228L152 229ZM151 230V231H152ZM239 230V229H237ZM236 230V231H237ZM7 231V230H6ZM26 231V230H24ZM23 231V232H24ZM28 231V230H27ZM30 231V230H29ZM77 231V230H76ZM106 231V230H105ZM111 231V229H110ZM146 231V230H145ZM149 231V228H148ZM166 231V230H165ZM168 231V230H167ZM188 231V230H187ZM200 231V230H199ZM198 233L201 234V231ZM204 231V232H203ZM207 231V230H206ZM5 232V231H4ZM20 232V231H18ZM22 232V234H24ZM91 232V231H90ZM97 232V231H96ZM108 232V231H107ZM180 232V231H179ZM184 232V231H183ZM207 232V233H209ZM242 233L241 229L239 230V233ZM244 232V231H243ZM247 232V231H246ZM8 233V232H7ZM12 233V232H11ZM81 233V232H80ZM113 233V232H112ZM122 233V232H121ZM151 233V232H150ZM162 233V232H161ZM171 233V232H170ZM191 233V232H190ZM193 233V232H192ZM197 233V232H196ZM205 233V234H207ZM212 233V232H210ZM209 233V235H210ZM217 233V237L218 234ZM249 233V232H248ZM13 234V233H12ZM28 234V233H27ZM40 234V233H39ZM38 234V235H39ZM109 234V233H108ZM119 234V233H118ZM152 234V233H151ZM157 234V233H156ZM154 234V235H156ZM164 234V232H163ZM184 234V233H183ZM188 234V233H187ZM202 234V235H203ZM204 234V235H205ZM247 234V233H246ZM15 235V234H14ZM31 235V234H30ZM37 235V234H36ZM41 235V234H40ZM39 235V236H40ZM62 235V233H61ZM73 235V234H72ZM122 235V234H121ZM153 235V237H154ZM160 235V234H159ZM153 239L152 236L151 239L148 235V237L145 236V238H149L147 240H149L148 242H151L150 240L154 241V245L157 246L156 248L159 249L158 245H159V241L161 239H158L159 236ZM172 235V234H171ZM255 235V234H254ZM10 236V235H8ZM7 236V237H8ZM29 236V234H28ZM35 236V235H34ZM91 236V235H90ZM99 236V235H98ZM183 236V235H182ZM187 237V241L188 239L190 240V235H185ZM189 236V237H188ZM193 236V235H192ZM191 236V240L194 239L196 236V239L199 237L200 235H195L194 237ZM207 236V235H205ZM205 236H203V238H205ZM212 236V235H211ZM256 236V235H255ZM258 236V235H257ZM32 237V236H31ZM42 237V236H41ZM111 237V235H110ZM202 237V236H200ZM214 239L216 238L213 235ZM210 238V236L207 238H210L211 240L215 241L214 239ZM14 238V237H13ZM18 238V237H17ZM20 238V237H19ZM23 240L24 237L22 236ZM74 238V236H73ZM104 238V237H103ZM119 238V237H118ZM144 238V241L147 242V240ZM165 238V237H163ZM170 238V236L168 237ZM168 238L163 239L165 242L168 241ZM173 238V237H172ZM2 239V238H1ZM28 239V238H27ZM26 239V240H27ZM40 239V238H39ZM47 239V238H46ZM94 239V238H93ZM120 239V238H119ZM182 239V238H181ZM186 239V238H184ZM10 240V238H9ZM17 240V239H16ZM31 240V239H30ZM33 240V239H32ZM35 240V239H34ZM54 240V239H53ZM61 240V239H60ZM63 240V239H62ZM90 240V239H89ZM159 240V241H158ZM162 240V243H163ZM174 240V239H173ZM176 240H178L177 238L175 239V244L174 241H172L174 245L177 244ZM219 240V241H220ZM13 241V240H11ZM51 241V240H50ZM49 241V244H51ZM139 241V240H138ZM142 241V240H141ZM183 240L180 241V243ZM184 241V242H185ZM200 241L203 242V239ZM207 240H204V243L207 245L206 243ZM218 241V240H217ZM24 242V241H23ZM26 242V241H25ZM38 242V241H36ZM35 242V244H37ZM91 242V241H90ZM125 242V240L123 241ZM159 242V243H158ZM164 242V243H165ZM186 242V243H187ZM209 242V241H207ZM223 242V241H221ZM219 242V243H221ZM262 242V241H261ZM16 243V242H14ZM41 243V241H40ZM38 243V244H40ZM48 243V241H47ZM71 243V242H70ZM100 243V242H99ZM106 243V241H105ZM141 243V242H140ZM168 243V242H167ZM179 243V241H178ZM185 243V244H186ZM191 242H189L190 245ZM193 243H196L195 240L193 241ZM200 242L198 241L197 244L199 245L198 247L200 248L201 245L199 244ZM212 243V242H211ZM216 243V242H215ZM1 244V243H0ZM12 244V243H11ZM18 244V243H17ZM32 244V243H31ZM45 244V243H44ZM53 244V242H52ZM88 244L89 241H88ZM87 244V245H88ZM102 244V243H100ZM116 244V243H115ZM142 244L143 241H142ZM141 244V245H142ZM148 244V243H147ZM152 244V243H151ZM149 243V245H151ZM166 244V243H165ZM183 244V242L181 243ZM181 244H179L181 246ZM196 244V245H197ZM210 244V243H209ZM208 244V245H209ZM224 244V243H223ZM222 247H227L223 246ZM228 244V246H230ZM10 245V243H9ZM21 245V244H20ZM19 245V247H20ZM47 245V244H46ZM55 245V244H54ZM73 245V244H72ZM108 245V244H107ZM147 245V246H149ZM153 245V247H154ZM178 245V244H177ZM176 245V246H177ZM188 245V243H187ZM192 245V244H191ZM194 246L195 248L197 246ZM207 245V246H208ZM212 245V244H211ZM217 245V244H216ZM220 245V244H219ZM11 246V245H10ZM14 246V245H13ZM49 246V245H47ZM122 246V245H121ZM161 246V243H160ZM171 246V242L170 245H166L163 246L164 248L167 247L166 249H168V247L170 248ZM179 246V247H180ZM185 246V245H184ZM183 246V248H184ZM9 247V246H8ZM23 247V246H22ZM36 247V246H35ZM39 247V246H38ZM44 247V245H43ZM46 247V246H45ZM96 247V246H95ZM136 247L139 248V246L137 245ZM135 248H132V250H130L128 252V254H125L124 259L122 258V256H119V258L121 257L122 261L121 262H117L114 264H145L147 262L150 263L152 262L151 260L155 259L154 257H152L153 254L148 253L146 255V257H143L141 255V253L139 254ZM152 247V246H150ZM149 247V248H150ZM162 247V248H163ZM173 245H172V250H173ZM187 246H185L186 248ZM191 247V246H188ZM193 247V246H192ZM191 247V248H192ZM202 247V246H201ZM205 247V246H203ZM221 247V246H220ZM3 248V247H2ZM14 247H12L13 249ZM71 248V247H70ZM85 248V247H84ZM102 248V247H101ZM142 248V247H141ZM141 248L138 249L139 251H141ZM148 248V247H147ZM175 248V247H174ZM178 248V247H177ZM182 248V247H180ZM184 248V249H185ZM207 249V247H205ZM204 248V249H205ZM210 248V245H209ZM208 248V249H209ZM229 248V247H228ZM231 249L233 248L230 247ZM1 249V248H0ZM25 249V248H24ZM35 249V248H34ZM49 249V248H48ZM56 249V248H55ZM79 249V248H78ZM112 249V248H111ZM124 249V248H123ZM155 249V247H154ZM153 249V250H154ZM161 249V248H160ZM159 249V251H160ZM193 252H194V248ZM197 249V248H196ZM201 249V248H200ZM205 249V250H206ZM207 249V250H208ZM212 249V248H211ZM210 249V250H211ZM216 249V248H215ZM219 249V248H218ZM229 249V250H231ZM235 249V248H233ZM232 252L236 250H233ZM67 250V249H66ZM84 250V249H83ZM82 250V251H83ZM117 250V249H116ZM146 250V249H145ZM169 250V249H168ZM171 250V249H170ZM178 250V249H177ZM180 250L179 249L177 254H182L180 256L183 257V253H179ZM187 253V249H185ZM191 250V249H190ZM202 252L206 253V251H204L203 249H201ZM200 250V252H201ZM217 250V249H216ZM228 250V249H227ZM225 251L226 253H229L228 251ZM25 251V250H22ZM34 251V250H33ZM48 251V250H46ZM55 251V250H54ZM61 251V250H60ZM72 251V250H71ZM101 251V250H100ZM99 251V252H100ZM148 251L150 252V250L148 249ZM155 249V252H158ZM163 251H165L163 249ZM176 251V250H175ZM198 251V249H197ZM220 251V250H219ZM223 251V250H222ZM30 252V251H28ZM39 252V251H38ZM84 252V251H83ZM123 252V251H122ZM147 252V251H145ZM154 252V251H153ZM154 252V253H155ZM162 252V251H161ZM167 252V251H165ZM164 252V253H165ZM174 252V250H173ZM177 252V251H176ZM193 252H189V253H193ZM208 252V251H207ZM214 252V251H213ZM221 252V251H220ZM223 251L222 254L225 253ZM242 252V253H241ZM27 253V252H26ZM105 253V252H103ZM108 253V252H107ZM163 253V252H162ZM161 253V254H162ZM170 253V252H169ZM188 253V254H189ZM202 254V257H204L203 255H207V254ZM211 253V252H210ZM225 253V254H226ZM13 254V253H12ZM11 254V255H12ZM17 254V253H16ZM22 254V252H21ZM36 254V253H35ZM74 254V253H73ZM160 254V253H159ZM167 254V253H166ZM165 254V255H166ZM170 254H173L172 252ZM197 254V253H196ZM196 254H193L194 256ZM199 254V253H198ZM201 254V253H200ZM238 254V252H237ZM10 255V256H11ZM28 255V254H27ZM26 255V256H27ZM31 255V254H29ZM39 255V254H38ZM95 255V254H94ZM102 255V254H101ZM164 255V254H163ZM162 255V256H163ZM169 255V254H167ZM166 255V256H167ZM176 255V254H175ZM190 255V254H189ZM221 255V254H220ZM228 255V254H227ZM227 255H224V257ZM231 254L229 253V256ZM235 255V254H234ZM239 255V256H241ZM9 256V257H10ZM25 256V255H23ZM36 256V255H35ZM48 256V255H47ZM93 256V254H92ZM142 256V257H141ZM178 255H176V258L179 259V257H177ZM187 257V254L184 255ZM192 256V254H191ZM222 256V255H221ZM220 256V257H221ZM236 256V255H235ZM238 256V255H237ZM34 257V255H33ZM32 257V258H33ZM62 257V256H61ZM72 257V256H71ZM79 257V255H78ZM84 257V256H82ZM168 257V256H167ZM170 259L171 256L169 255ZM168 257V261L170 260ZM193 257V256H192ZM196 257V256H195ZM194 257V258H195ZM198 256L197 260H202L201 258ZM207 257V256H206ZM219 257V255L217 256ZM216 258L217 260L220 259ZM232 257H234L232 255ZM242 257V256H241ZM75 258V256H74ZM73 258V259H74ZM116 258V257H114ZM158 258V257H156ZM173 258V257H172ZM192 258V259H194ZM200 258V259H199ZM214 258V259H215ZM222 258V257H221ZM237 258V257H236ZM236 258H232V259H236ZM239 258V257H238ZM8 259V258H7ZM10 259V258H9ZM28 259V257H27ZM33 259L36 260V258L34 257ZM40 259V258H39ZM80 260H78V264H82V258H79ZM165 259V258H164ZM185 258H183L184 260ZM189 259V257H188ZM191 259V258H190ZM191 259V260H192ZM215 259V260H216ZM230 259L229 257L224 258L225 263H221L220 264H234L237 263L234 260ZM250 259V260H249ZM12 259H10L11 261ZM32 260V259H31ZM38 260V259H37ZM77 260V257H76ZM86 260V259H85ZM113 260V259H112ZM117 260V259H116ZM160 260V258H159ZM158 260V261H159ZM172 260V259H171ZM170 260V262H171ZM175 260V257H174ZM173 260V261H174ZM187 260V258H186ZM195 260V259H194ZM192 260V262L194 261ZM220 260H223L220 259ZM15 261V260H14ZM19 261V260H18ZM28 261V260H27ZM34 261V260H32ZM41 261V260H40ZM57 261V260H56ZM141 261V263H139ZM156 259L154 260L153 263H155ZM157 261V262H158ZM172 261V263L174 264V262ZM182 261V259H181ZM203 261V260H202ZM237 261V259H236ZM8 262V260H7ZM21 262V260H20ZM23 262V261H22ZM39 262V261H38ZM66 262V261H65ZM70 262V261H69ZM86 262V261H84ZM114 262V261H113ZM165 262V261H164ZM184 262V261H183ZM182 262V263H183ZM188 264V261H186ZM190 263H192L189 260ZM197 262V261H196ZM196 262H194L196 264ZM212 262V261H211ZM214 262V261H213ZM2 263V262H1ZM19 263V262H18ZM44 263V262H43ZM54 263V262H52ZM76 263V264H77ZM97 263V262H96ZM166 263H167V259H166ZM177 264V262H175ZM198 263V262H197ZM207 263V262H206ZM239 263V260H238ZM237 263V264H238ZM25 264V263H24ZM39 264V263H38ZM64 264V263H63ZM69 264V263H68ZM84 264V263H83ZM98 264V263H97ZM161 264V263H160ZM165 264V263H164ZM169 264V263H168ZM180 264V263H179ZM193 264V263H192ZM210 264V263H209ZM219 264V263H218Z\"/></svg>",
  "mask_w": 264,
  "mask_h": 264
},
{
  "label": "rangeland",
  "instance_id": "rangeland-1",
  "mask_svg": "<svg viewBox=\"0 0 264 264\" xmlns=\"http://www.w3.org/2000/svg\"><path fill=\"white\" fill-rule=\"evenodd\" d=\"M46 1H50V0H46ZM52 1V0H51ZM172 2V6L171 5V2L170 5L167 7V9L165 10H160V14L162 15L161 17L162 18H167L168 21V25H165V28L168 29L167 31H171L172 28L174 29V36L173 38L171 37V41H173L174 37V43H177V41H179L181 38V34L183 33V31H181L180 29L182 30H186L185 32L187 33V39L183 41V43H186V42H189L190 40H192L195 36H197L199 34V32L201 31L202 34L204 35V37L208 36L209 33H211L212 35H209V46L207 48L209 49H206L205 52L203 54H206V55H203L202 57V68L200 69L199 67L198 68H195V65H191V67L189 68L190 71H192L193 74H196L199 73V75L201 77H205V79H211L210 81L211 82H217V79L216 78V75L221 72V75H225L226 73H228L227 70L224 69V67L227 65V63H229L228 61L230 60V57L232 58L233 56H235L236 54H240V55H245V54H252V55H256L258 54V50L259 51H264V17H261V15H259V10H257V8L254 9V6L252 8H250V12H249V7H248V3L246 2H242V1H238L239 3L236 4V0L234 1L235 3L232 4L233 2H230L228 0H188V4L187 2H181L180 4V0H170ZM206 1V2H205ZM217 1V2H216ZM154 0H152L151 3H153ZM175 2V3H174ZM216 2V3H215ZM224 2V3H223ZM242 2V3H241ZM174 3V4H173ZM185 3V4H184ZM242 6H241V4ZM247 5H245V4ZM180 4L179 6H176ZM230 4V5H229ZM182 5V6H181ZM211 5V6H210ZM227 5V6H226ZM234 5V6H233ZM237 7H236V6ZM241 6V8H239V6ZM13 5L12 4H9L7 5L6 9L7 11L11 12V10H13ZM229 6V7H228ZM231 6H233L231 8ZM172 7V8H171ZM221 7V8H220ZM230 9H228V8ZM236 7V8H235ZM242 7H244L242 9ZM248 7V8H247ZM12 8V9H11ZM65 8H69L68 6H66ZM225 8V9H224ZM235 8V9H234ZM239 8V10H238ZM247 8V9H246ZM188 9V10H187ZM232 9V10H231ZM242 9V11L240 10ZM247 11H246V10ZM128 9H125L124 10V13H123V16L126 17L128 16V11H126ZM226 10V13L224 12ZM255 10V11H253ZM174 11V12H173ZM192 11V12H191ZM201 11V12H200ZM238 11L237 13H241L242 16L238 15V14H235V12ZM241 11V12H239ZM163 12V13H162ZM188 12V13H187ZM214 12V13H213ZM224 12V13H222ZM227 12L229 13H233V15H235L236 17L235 18H231L232 21L230 20V17L228 15H225L227 14ZM248 12V13H247ZM258 12V14H257ZM126 13V14H125ZM169 13V14H168ZM201 14V17L199 18V20H193L195 21V23H193L191 21L192 24H190V16L192 15V17L194 16V14ZM206 13V14H205ZM229 13V14H230ZM247 13V14H246ZM180 14V15H179ZM215 14V15H214ZM126 15V16H125ZM179 15V16H178ZM182 15V16H181ZM186 17H185V16ZM190 15V16H189ZM227 19H226V17ZM246 17H244V16ZM177 16V17H175ZM181 16V17H180ZM203 16V17H202ZM225 18H223V17ZM231 16V15H230ZM184 17V18H183ZM240 17V19H239ZM246 19L244 20L243 19ZM262 18L261 20L259 19ZM175 18V19H174ZM182 20H180V19ZM188 18V19H187ZM218 18V19H217ZM222 18V19H221ZM229 18V19H228ZM172 19L173 22H170ZM179 21H177V20ZM226 19V20H225ZM248 19V20H247ZM166 20V19H165ZM189 20V21H188ZM211 20H214V21H211ZM217 20V22H216ZM225 20V22L223 21ZM256 20V21H255ZM260 20V21H259ZM199 21V22H198ZM204 23H203V22ZM230 23H228V22ZM234 21V22H233ZM251 21V22H250ZM181 22V23H180ZM185 25H184V23ZM188 24H187V23ZM206 22V23H205ZM210 22H214V24L210 23ZM228 24H227V23ZM166 23V24H167ZM172 23V24H171ZM183 23V24H182ZM235 23V24H234ZM96 24V22H95ZM95 24L93 23V26H95ZM99 23H97L96 27H98ZM195 24V26H194ZM209 24V26H208ZM210 24H212L213 26H211ZM216 24V25H215ZM221 24V25H220ZM227 26H226V25ZM174 25V26H173ZM179 25V26H178ZM187 25V26H186ZM197 25V26H196ZM202 25V26H201ZM205 25V26H203ZM231 25V26H230ZM167 26V27H166ZM169 26V27H168ZM189 26V27H188ZM191 26V28H190ZM219 26V27H218ZM230 26V27H229ZM234 26V27H233ZM246 26V27H245ZM263 26V27H262ZM184 27V29H183ZM194 27V28H193ZM197 27V28H195ZM209 27V28H208ZM211 27V28H210ZM217 27V29H215ZM221 27V28H220ZM226 27V28H225ZM236 27V28H235ZM189 30H188V29ZM200 28V29H199ZM206 28V30H204ZM214 28V29H213ZM228 28V29H227ZM233 28V29H232ZM235 29H241L242 28V31L244 33V36H246V39L247 41L242 45V44H239L237 41H235V38L233 37L234 34H235ZM261 28V29H260ZM171 29V30H170ZM177 29V30H176ZM208 29V30H207ZM231 32H230V30ZM259 29V30H258ZM179 30V31H178ZM217 30V31H215ZM166 31V30H165ZM163 31L162 32V36L164 34H166V32ZM178 31L180 34L179 36V33L176 32ZM181 31V32H180ZM189 31V32H188ZM199 31V32H198ZM210 31V32H209ZM211 31H214L216 32L215 35H213V33ZM219 32V33H218ZM234 32V33H233ZM195 33V35H194ZM208 33V34H207ZM218 33V34H217ZM223 33V34H222ZM249 33V34H248ZM221 34V35H220ZM233 35V36H232ZM261 35V36H260ZM210 36H211V39H210ZM232 36V37H231ZM164 37V36H163ZM161 38V42H160V47L159 49L162 50L161 54L163 55L164 54V50L167 52L169 51L168 48L169 46L172 48V46L174 45V43L170 42L169 40V36L165 35L164 38ZM177 37V38H176ZM179 37V38H178ZM214 38V39H213ZM229 38V39H228ZM164 41V44H165V49L163 50L164 48V45L161 47V45L163 44V41ZM168 39V40H167ZM165 40H167L166 42H169L168 44L165 43ZM230 40V41H229ZM256 40V41H255ZM89 40V43L86 47H82L78 45H75L73 47H71L70 49H68V51L66 52H59L57 54H60L59 58L63 59L65 62H66V67L68 69H75V67L77 66L78 68H85V69H89V70H92V68L90 69V65H88L87 62H95L97 59H100L102 58L101 56V51L96 49L95 46H90V45H95L93 44V42ZM186 41V42H185ZM228 42V43H226ZM237 42V43H236ZM262 42V43H261ZM92 43V44H91ZM171 43V45H170ZM256 43V44H255ZM226 44V45H225ZM231 44V45H230ZM237 47H236V45ZM210 45H211V48L213 47L214 49L212 50L210 48ZM241 45V46H239ZM248 45V46H247ZM252 45V46H251ZM159 46V45H158ZM260 46V47H258ZM76 47V48H75ZM219 47V48H217ZM221 47V48H220ZM231 47V48H230ZM168 48V49H167ZM85 49V51H84ZM192 49V48H191ZM91 50V51H90ZM171 50V49H170ZM210 50V51H209ZM100 51V52H99ZM212 51V52H211ZM215 51V52H214ZM246 51V53H245ZM254 52V53H253ZM257 52V53H256ZM210 53V54H208ZM212 53V54H211ZM242 53V54H241ZM256 53V54H255ZM264 54V53H263ZM231 55V56H230ZM205 56V57H204ZM220 56V57H219ZM222 56V57H221ZM89 57V58H88ZM211 57V58H210ZM263 58V55H259L257 60H261ZM205 58V60H204ZM261 58V59H260ZM81 59V60H80ZM88 59V60H87ZM207 59V60H206ZM75 60V61H74ZM83 60V61H82ZM84 60H87V61H84ZM90 60V61H89ZM161 60L163 61V59L161 58ZM208 61V63H207ZM219 61V62H218ZM164 62H166L164 60ZM217 62V63H216ZM225 63V64H224ZM204 65V67H203ZM208 65V66H207ZM215 65V66H214ZM222 65V66H221ZM87 66V67H85ZM211 66V67H209ZM205 68L208 70L205 71ZM231 68V67H230ZM228 68V70L230 69ZM198 69V70H197ZM225 71H223V70ZM264 67L261 68L260 72L257 74L258 77H264ZM204 70V71H203ZM212 70V71H211ZM93 72L97 73L98 75L100 76H103V77H106V78H110L111 77L109 75H107L106 73L102 72V71H98V70H92ZM194 71V72H193ZM198 71V72H197ZM217 71V72H216ZM202 72V73H201ZM205 73V74H204ZM208 73V74H207ZM263 73V74H262ZM202 74V75H201ZM261 74V75H260ZM206 75V76H205ZM210 75V76H209ZM223 75V76H224ZM232 75V77H231ZM263 75V76H262ZM229 76L231 77L230 80L233 81V78H237V76L234 74H229ZM242 76V75H241ZM210 77V78H209ZM228 77V78H230ZM157 78V79H156ZM153 79V82H151V86L154 90L155 93H160V92H163V89L164 88H167V82H165V80L161 77H156ZM239 78V77H238ZM261 78V79H262ZM160 79V80H159ZM155 81V82H154ZM244 81V80H243ZM243 81L241 82L242 85L244 84ZM160 82V83H159ZM160 86H159V84ZM155 84V85H154ZM191 82H188L186 83L185 86H183L182 89H179L177 91H175V93L177 94L178 97H180L179 99L181 100V102H178L176 101L175 102V105H173V102L172 103H156L154 101V98L145 93L144 91H141L139 92V90H132L133 92V96H134V100L135 102L133 103L132 105V110L134 111L136 108L139 107L142 108L141 110H139L140 112H138V116L141 115V114H145V115H148V120H147V123L146 124H149L151 123V125H147V126H153V127H157V125H160L163 121L165 122L166 121H169V123L172 122H176V121H179V122H183L184 125L186 126L187 124L189 125V123L187 122H190L191 124V128H189V126H186L192 133H194L195 135L197 136H200V137H203V139L201 140H196V139H192L190 140L191 142H193L191 144V147L190 148H185L184 147V138L186 136H183L182 138V134L185 135L186 132H187V129H184L183 132H181L182 130H180V133L179 132H176L175 134L172 133H165V130L161 133H152L151 135L149 136H145L144 135H139V133L136 131V128H134V125L132 124L131 126L129 125V138H128V141L126 142V144H124L125 146H123L122 148L121 147H118L120 150L123 149L121 152L123 154V156H126V158H129V159H132L133 161H136L138 164L142 165V168H140V171H138L139 169H137V171L135 170V172H129L130 170L127 168V167H123L122 164H119L120 162L117 160V162L115 161L116 159L114 157H112L111 155H106V154H102V158H99V160L101 161H97L96 165H99L100 166H96L94 167V169L92 168H89V171L88 170H84L82 171L80 174L82 175H79V174H76L74 177H69L67 176V172L70 171V168H72L71 164H67V168L63 167L61 168V166L58 165V163L56 162L55 164V168L57 169H53L54 172H51L47 175V177L44 178V183H46L47 181H56V182H59L63 185H65L66 187H68V185L70 187H68L70 190H69V197L67 198V196L64 197V195H59L57 194V196L59 195V197H56V195L51 199V202L49 200V204L45 203L46 205H42L41 206V209L39 208V210H36V213L38 214H34V219L35 220H28L26 217H28L26 214L28 213V210H30L29 208L30 205H32V202L35 200L34 198L36 197V194L38 193L39 191V188L35 190L36 186L33 185L36 184L35 182L32 183V180L39 178V177H42L43 174H45L46 172V168H45V161H44V158L42 155H40L37 151L35 150H32V148H35L33 147L30 143H27L30 144V146L28 145L27 148L26 147H23L25 148L23 150V148L21 147H18L16 149H11L10 147V143L12 140H14V138H17V137H14L12 138L14 135L11 134V136L9 137L10 134L9 133V130L8 128H10V120H13L12 116H15L13 113L14 111H16V109L19 108V106H16L18 104H22V100H25V97L27 98L26 94L22 93L24 92L21 91V93L19 94L17 92L14 93L13 91H10L13 95L11 96L10 92H8L9 90H5V89H2L0 88V100L2 101V104H1V101H0V164L4 163L5 165V172L1 173L0 174V264H76L78 262V260H80L79 258H82V261L84 264H114V263H117V262H121L124 257H125V254L132 250V248H135L137 245L139 246L136 247V250L137 252L140 254L141 252V255L143 257H146L145 254H143V251L144 253H146V255L148 253L150 254H153L152 257H154L156 259L155 263L153 264H173L172 261L174 260V257H175V260L173 261L174 264H176L175 262H177V264H187L186 261H188V264H195L194 262H196V264H220V261L221 263H225L224 261V258H227L229 257L230 259L232 258H236V259H232L233 260V263H234V260L235 262L238 263V260H239V263L238 264H243L244 260H241L243 257L246 258V256H244V254L242 253V255L240 254V251H238V246L237 247H234L235 244H232L230 245L229 243L225 244V241H224V237L223 235L224 234H221L222 236H220V234L216 231L215 233H213L215 230L213 228L212 233H210L208 230V228H211L208 224V227L206 228V224L204 223H200V218L198 219L199 221H197V219H195L196 217L193 216L191 218V215H189V213H187V209H185L186 207H182L183 204H184V199L180 200L182 197H179L178 194H176L177 192H181V193H184L186 195V197H188L191 201L193 202H197V203H202L204 206H208V207H212L216 204V207L217 209L215 210V213L217 212V219L219 220V222L225 220L226 222H231L234 218H237V219H241L242 217H250L252 216V219L254 218H257L258 216L261 215V217H258L257 219H255L256 221L255 222V226H253V228H246V226H242V227H239V228H234L232 229L233 232L235 231V234L236 235H239V236H243V234L245 236L249 235L251 236V234H253L252 236L253 237H261L262 234H264V191L260 190L259 189H262L264 190V176H260V174L264 175V172L263 173H258V176L259 178L257 179V181L259 182H256L255 180V177H253L252 179H250L251 177L249 176V178L247 180H245L246 178H243L242 175L241 177H239V175L241 174L240 171L241 169H246V167L248 168L247 171L249 172V174H256L255 171L256 169L251 167V165L248 163V162H257L259 164H261L262 166H264V137L261 136L259 137L260 135H264L263 133V130H264V123L262 124V121L264 122V111H262V109H264V105H260L262 103H259V105H255L256 107H260L258 109H252V108H249V107H243V112L245 114V117L248 118L246 121L244 115H243V112H242V109L241 111L239 112V107H234L232 106L229 102H225L224 103V106H225V109L227 107H230V109H223L224 106L222 105V101H220V95H219V90L217 92V90L213 93L215 94H212L211 96L212 97H208L206 96V93L203 92V90H199V88L197 87H194ZM154 85V86H153ZM158 85V86H157ZM157 86V87H155ZM156 89H155V88ZM159 88V90L157 89ZM162 88V90H161ZM132 89V88H131ZM235 89L231 92L232 94L234 93L235 94ZM4 94H3V93ZM184 92V93H183ZM217 92V94H216ZM7 93V94H6ZM174 93V94H175ZM202 93V94H201ZM15 94V95H14ZM19 94V95H18ZM200 94V95H199ZM231 94V95H232ZM6 95V96H5ZM23 95V96H21ZM25 95V96H24ZM205 95V96H204ZM216 95V96H215ZM21 96V97H20ZM182 96V97H181ZM184 96V97H183ZM201 98H200V97ZM6 97V98H5ZM11 97H14V98H11ZM203 97V98H202ZM206 97V98H205ZM9 98V99H8ZM24 98V99H23ZM188 98V99H187ZM215 98V99H214ZM210 99V100H209ZM217 99V100H216ZM14 100V101H13ZM17 100V101H16ZM144 101V102H142ZM210 101V102H209ZM212 101V102H211ZM215 101V102H214ZM6 102V104H4ZM16 104H15V103ZM141 102V103H140ZM206 102L208 104H206ZM182 106H181V105ZM204 104V105H203ZM217 104V105H216ZM222 106H221V105ZM228 106H227V105ZM5 105V106H4ZM8 105V106H7ZM217 106V108L219 109V112H223L224 111V115H222V118L223 116L225 118H221V121H219L220 123H218V121H213L211 123H206L205 121L202 122V120L200 118L197 117V115H189L188 113H186V111L188 110L189 112H193V113H203V112H206L205 110L210 108V106ZM230 105V106H229ZM161 106V107H160ZM136 107V108H135ZM235 108L234 112H233V109L231 108ZM263 107V108H262ZM5 108V109H4ZM7 108V109H6ZM11 109L12 111L8 110ZM15 109V110H13ZM222 109V110H221ZM261 109V110H259ZM7 110V111H6ZM186 110V111H185ZM202 110V111H201ZM207 110V112H208ZM211 110V109H210ZM209 110V111H210ZM221 110V111H220ZM249 110V112H252V113H249L247 112ZM252 110V111H250ZM254 110V111H253ZM10 112V114L6 113V112ZM235 111H236V114H235ZM238 111V112H237ZM258 112L259 115H257L256 112ZM261 111V112H259ZM3 112H4V115H3ZM160 112V113H159ZM162 112V113H161ZM232 112V114H235V117L234 115L232 116H229L230 113ZM12 113V114H11ZM16 113V112H15ZM140 113V114H139ZM158 113V114H157ZM199 113V115H200ZM227 113V114H225ZM240 113V114H239ZM160 114V116H159ZM164 114V115H163ZM239 114V115H238ZM247 114H251V116H246ZM257 115L259 118H256V119H259L260 121V127H259V121L257 120L254 121L252 120V116L254 115ZM263 116H262V115ZM10 115V116H9ZM243 115V116H242ZM255 115V116H256ZM5 116V117H4ZM7 116V117H6ZM154 116V118H153ZM167 116V117H165ZM188 116V117H187ZM242 118H241V117ZM262 116V117H261ZM8 118L6 120H8L9 122L7 123V121L4 119V118ZM11 117V118H10ZM164 119H163V118ZM231 117V118H230ZM240 117V118H239ZM245 119H244V118ZM160 118V119H158ZM161 118L163 119L162 122L161 121ZM188 118V119H187ZM193 118V119H192ZM233 118V120H232ZM262 118V120H261ZM4 119V120H2ZM154 119V120H153ZM169 119V120H168ZM195 119V120H194ZM226 119V120H225ZM239 119V121L237 120ZM255 119V120H256ZM153 120V122L151 121ZM159 120V121H158ZM184 120V121H183ZM194 123H193V121ZM223 120V122H222ZM236 120V121H235ZM243 122H242V121ZM136 122H138V117L134 120ZM149 121V122H148ZM155 121V122H154ZM187 121V122H186ZM200 121V122H199ZM225 121V122H224ZM250 121V122H249ZM160 122V123H159ZM198 122V125H196ZM247 122H249V124H247ZM139 123H142V121L139 119ZM155 123V124H153ZM205 123L207 124V126H209L206 130V125ZM217 125H216V124ZM227 123V124H225ZM144 124V123H143ZM194 124V125H193ZM199 124H201L200 126L201 127H198ZM205 126H204V125ZM222 124H225L223 125L224 127L227 126V127H220V125ZM247 125L245 127V125ZM262 124V125H261ZM219 125V126H218ZM258 125V126H257ZM131 127V128H130ZM155 127V128H156ZM193 127V129H192ZM195 127H198L200 129H202V132L200 129H195ZM217 127H220V128H217ZM259 127V128H258ZM262 127V129H261ZM212 128H214L213 130H211ZM224 128V129H223ZM7 130H8V133H7ZM196 130H199L200 132L196 131ZM206 130V132H205ZM216 130V131H215ZM231 130V131H230ZM205 134H204V132ZM208 131V132H207ZM210 131V133H209ZM233 131V132H232ZM243 131V132H241ZM250 133H249V132ZM196 132V133H195ZM198 132V133H197ZM212 132H216L215 134H213L214 138L211 137V134ZM237 132V133H236ZM248 132V134H247ZM259 132V133H258ZM263 134H262V133ZM179 133V134H177ZM202 133V134H201ZM231 135H230V134ZM243 133V134H242ZM246 133V135H245ZM162 134V135H161ZM174 134V135H173ZM239 134V135H237ZM8 135V136H7ZM221 135V136H220ZM234 135V136H233ZM241 135V136H240ZM244 135V136H243ZM250 135H252L253 137H251ZM255 135H257V137L255 138ZM141 136V137H139ZM175 136V137H174ZM210 136V137H209ZM247 136H249L248 138H246ZM4 137V138H3ZM161 137V138H160ZM169 137V138H168ZM173 137V138H172ZM253 139V141L251 140V138ZM142 138H145L144 139V142L143 141H140V139ZM160 138V139H158ZM178 138V139H177ZM259 138V139H258ZM156 139V140H155ZM164 139V140H163ZM186 139V138H185ZM256 139V140H255ZM262 139V140H261ZM6 140V141H5ZM220 140V141H219ZM260 140V141H258ZM9 141V142H7ZM154 141V142H152ZM186 141V140H184ZM216 141V142H215ZM255 141V142H254ZM257 141V142H256ZM4 144H3V143ZM138 142V143H137ZM143 142V143H142ZM182 142V143H181ZM201 142V144H199ZM205 142V143H204ZM222 142V143H221ZM224 142V143H223ZM228 142V143H227ZM234 142V143H233ZM260 142V143H259ZM127 143L129 145H127ZM150 143V144H149ZM176 147H175V145ZM202 143L204 145H202ZM253 143H256V144H253ZM8 144V145H7ZM115 144V145H114ZM113 146L117 147L118 145V142L117 143H114ZM140 144V145H139ZM152 144V146H150ZM212 144V145H210ZM227 146H226V145ZM250 144V145H249ZM252 144V145H251ZM260 144V145H259ZM262 144V145H261ZM145 145V147H144ZM158 145V146H157ZM208 145V147H207ZM210 145V146H209ZM232 145V146H231ZM235 145V147H233ZM139 146V147H138ZM204 146V147H203ZM32 147V148H31ZM127 147V149H126ZM141 147V148H140ZM147 147V149H146ZM150 147V148H149ZM153 149H152V148ZM210 147V148H209ZM221 149H226L228 152H230L228 155H231L228 157L227 160H229L230 162H228L227 160L224 161V162H219V159L221 158V155L219 153V150L220 148ZM233 147V148H231ZM29 148V149H28ZM31 148V149H30ZM117 148V149H118ZM140 148V149H139ZM167 148H170V149H167ZM197 151H196V149ZM209 148V149H208ZM235 148V149H234ZM238 150H237V149ZM241 148L243 150V152L241 151ZM11 149V150H10ZM125 149V150H124ZM143 149V150H142ZM145 149V151H144ZM149 149V150H148ZM152 152H151V150ZM194 149V150H193ZM255 149V150H254ZM3 152H2V151ZM21 150V151H20ZM132 150V151H131ZM141 150L143 151L141 153ZM200 152H199V151ZM35 151V152H34ZM150 151V152H148ZM221 151V150H220ZM240 151V152H238ZM255 151V152H253ZM13 152V153H12ZM131 152V153H130ZM192 152V153H191ZM199 152V153H198ZM204 152V153H203ZM232 152L233 153H237V154H240L241 156H234L232 155ZM21 153V154H20ZM31 153V154H30ZM38 153V154H37ZM120 153V152H119ZM127 153V154H125ZM154 153V154H153ZM184 154V157L185 160H187L189 158V160L191 159V164L189 165L188 169L186 170L187 172L185 173L186 175L182 176V178L184 179H178L177 177H175V180H174V177H172L173 175H170L168 174V164L171 162V160L173 158H177L178 154ZM217 153V154H216ZM246 153V154H244ZM250 153V155L248 156V154ZM252 153H255V154H252ZM121 154V153H120ZM148 156H147V155ZM209 154V155H208ZM212 154V155H210ZM9 155V156H8ZM32 155V156H31ZM40 155V156H39ZM131 155V156H130ZM174 155V156H173ZM196 155V156H195ZM207 155V156H205ZM247 155V156H245ZM252 155V156H251ZM257 155V156H256ZM6 156V157H5ZM42 156V158H40ZM146 156V157H145ZM151 156V158H150ZM155 156V158H154ZM173 158H172V157ZM212 156V157H211ZM10 157V158H9ZM16 157V158H15ZM40 158V162L38 161L39 158ZM153 157V158H152ZM215 157V158H214ZM220 157L218 159V162H217V158ZM231 157V159H230ZM243 159V160H238L237 159ZM252 159H251V158ZM262 157V158H260ZM14 158V159H13ZM37 158V159H36ZM112 158V160H110ZM145 158V160H143ZM214 158V159H213ZM236 158V160H235ZM256 158L257 161L254 159ZM6 159V160H5ZM8 159V162H6ZM148 159L152 160L153 162L151 161H148ZM199 159V160H198ZM210 159V162L209 160ZM216 159V160H215ZM249 159V160H248ZM254 159V160H253ZM262 159V160H261ZM3 160H5L3 162ZM43 160V163H41V161ZM259 160V161H258ZM115 161V162H114ZM211 161H214V162H211ZM231 161H234L232 162L231 164ZM241 161V162H240ZM244 161H246V165L244 163ZM248 161V162H247ZM263 161V162H262ZM5 162L7 164H5ZM9 162H11L10 164H8ZM109 162V163H108ZM148 162V163H147ZM151 162V163H150ZM217 162V163H216ZM240 162V163H239ZM145 163V164H144ZM196 163V164H195ZM202 163V164H201ZM208 163V164H206ZM216 163V164H214ZM234 163V164H233ZM242 163V166L240 168V166L238 167L237 164H240L241 165ZM30 164V165H29ZM60 164V163H59ZM63 164V163H62ZM65 164V163H64ZM119 164V166H118ZM154 164V165H153ZM206 164V165H205ZM214 166L212 167L211 165ZM244 164V165H243ZM9 167H8V166ZM23 165V166H22ZM36 165V167H35ZM122 165V166H121ZM196 165V166H195ZM220 165V166H219ZM13 168H12V167ZM32 166V167H31ZM57 166V167H56ZM70 166V168H69ZM145 166V167H143ZM200 168H198V167ZM202 166H205V167H202ZM244 166V168H243ZM60 167V169L58 168ZM98 167V168H97ZM107 167V168H106ZM149 167V168H148ZM194 167V168H193ZM210 167L211 169V177H208L207 175V169ZM228 167V168H227ZM231 167V168H229ZM12 168V169H11ZM41 168V169H40ZM44 170H43V169ZM65 168V169H64ZM106 168V169H105ZM124 168V169H123ZM217 170V171H215ZM222 168V169H221ZM235 168V172L236 171H239V173H232L234 170H231V169H234ZM252 168L255 170H252ZM9 169V170H8ZM14 169V170H13ZM59 169V170H58ZM67 169V170H66ZM100 169V170H99ZM103 169V170H102ZM145 169V171H144ZM226 169H228L229 171H227ZM11 170H13L11 172ZM20 170V171H19ZM25 170V171H24ZM57 170V171H56ZM63 170H66V171H63ZM72 170V169H71ZM92 170V171H91ZM115 170V171H114ZM191 170V171H190ZM200 170V171H199ZM214 170V172L212 171ZM41 171V172H40ZM56 171V172H55ZM95 171V173H94ZM100 171V172H99ZM103 171V173H102ZM141 171L143 173H141ZM147 171V172H146ZM203 171V172H202ZM225 171V173H224ZM24 172V173H23ZM31 174H29V173ZM62 172V173H61ZM66 172V173H65ZM139 172V174L137 173ZM218 172H220L218 174ZM223 172V173H222ZM20 173V174H19ZM56 173V175H55ZM90 173V174H89ZM102 173V174H101ZM137 173V174H136ZM145 173V174H144ZM147 173H150L152 175L149 174V176L146 177V175H148ZM193 173V174H192ZM196 173V174H195ZM215 173V174H214ZM222 173V174H221ZM228 173V174H227ZM26 174V175H25ZM63 174V175H62ZM70 174V173H69ZM89 174V176H88ZM93 174V175H92ZM99 174V175H98ZM112 174V175H111ZM155 174H157L158 176H156ZM205 174V175H204ZM233 174V175H232ZM20 175H22L20 177ZM52 175V176H51ZM59 175V176H58ZM98 175V176H97ZM109 175V176H108ZM130 175V176H129ZM134 175V176H132ZM142 175V176H141ZM144 175V176H143ZM189 175V176H188ZM214 175V176H213ZM218 175V176H217ZM232 175V176H230ZM5 176V177H4ZM18 176V177H17ZM30 176V177H29ZM56 178H55V177ZM81 176V177H79ZM140 176V177H139ZM156 176V177H155ZM205 176V177H204ZM215 176L216 178L218 179H215ZM238 178H237V177ZM25 179H24V178ZM52 177V179H51ZM59 177V178H58ZM65 177V178H64ZM69 177V178H68ZM77 177V178H76ZM90 177V178H89ZM111 177V178H110ZM138 179L139 177V181L136 179ZM153 180H158L160 177V179L158 181H154ZM172 177V178H171ZM187 177V179H186ZM201 177V178H200ZM261 177V178H260ZM48 178V180H47ZM68 178V179H67ZM95 178V179H94ZM149 178V179H147ZM194 178V179H193ZM214 178V179H212ZM221 178V179H220ZM30 181H29V180ZM56 179V180H55ZM63 179V180H62ZM78 179V180H77ZM110 179V180H109ZM143 179V180H142ZM193 179V180H192ZM207 179V182L206 180ZM236 179V180H234ZM243 179V180H242ZM2 180V181H1ZM23 180V181H22ZM27 180V181H26ZM46 180V181H45ZM77 180V181H76ZM127 180V181H126ZM163 180V181H162ZM165 180V181H164ZM209 180V181H208ZM217 180V181H216ZM219 180V181H218ZM230 180V182H229ZM22 181V182H21ZM26 181V182H25ZM103 181V182H102ZM105 181V182H104ZM141 181V182H140ZM152 181V182H151ZM206 183H205V182ZM214 181V182H213ZM241 181V182H239ZM247 181V183L245 182ZM253 181V182H252ZM68 182V183H67ZM138 182V183H137ZM156 182V184H155ZM167 184H166V183ZM192 182V183H191ZM203 182V183H202ZM214 184V186H212V183ZM217 182V183H215ZM219 182V183H218ZM239 182V185L238 183ZM244 182V183H243ZM250 182V184H248ZM253 185H252V183ZM70 183V184H69ZM128 183V184H127ZM161 183V184H160ZM163 183V184H162ZM165 183V185H164ZM195 183V184H193ZM221 183V184H220ZM237 183V184H236ZM255 183V184H254ZM3 184V185H2ZM5 184V185H4ZM15 184V185H14ZM68 184V185H67ZM87 184V185H86ZM206 184H208L206 186ZM211 184V185H210ZM220 186H219V185ZM229 184V185H228ZM246 184V185H245ZM8 185V186H7ZM22 185V186H21ZM28 185V186H27ZM32 185V186H30ZM37 185V184H36ZM85 185V186H84ZM102 185V186H101ZM107 185V186H106ZM161 185V187L159 186ZM163 185V186H162ZM190 185V186H189ZM245 185V186H244ZM39 187V185H37ZM87 186V187H86ZM146 186V187H145ZM157 186V187H156ZM168 186V187H167ZM171 186V187H170ZM236 186V187H235ZM240 186H244L245 189H247L248 187L252 190L251 192L254 193L253 195L256 197H254L251 194H249L248 198H252L253 201H251L252 199L248 200V201H243V200H239L238 202H233V196H231V194H236L239 192V190H242L243 187L241 188ZM255 187V188H252ZM4 187V189H3ZM78 187V188H77ZM80 187V189H79ZM89 187V188H88ZM100 187V188H99ZM138 187V188H137ZM162 187L165 189L163 190ZM173 187V188H172ZM201 187V188H200ZM205 187H209V188H205ZM213 187V188H212ZM238 187V188H237ZM258 187V188H257ZM261 187V188H260ZM34 188V189H33ZM74 188V189H72ZM161 188V189H160ZM169 188V189H168ZM239 189L238 191L236 189ZM258 191H257V189ZM2 189V190H1ZM8 189V190H7ZM30 189V190H29ZM33 189V190H32ZM172 189V190H171ZM173 189L175 190V192L173 191ZM188 189V190H187ZM193 189V190H192ZM200 189H202V192L200 191ZM205 189L207 190L205 192ZM214 189V191H212ZM253 189L255 190L253 192ZM7 190V191H6ZM32 190V191H31ZM94 190V191H93ZM109 190V191H108ZM147 190V191H146ZM233 190V191H232ZM17 191V192H16ZM28 191V192H27ZM30 191V192H29ZM86 191V192H85ZM107 191V192H106ZM126 191V192H125ZM140 191V192H139ZM171 191V192H169ZM198 191V192H197ZM261 193V196L260 194L258 195L257 193ZM28 194H27V193ZM35 192V195H33ZM110 192V193H109ZM143 192V193H142ZM212 192V193H211ZM234 192V193H233ZM2 193V194H1ZM13 193V194H12ZM174 193V194H173ZM199 193H202V194H199ZM211 193V194H209ZM27 194V195H26ZM31 194V195H30ZM84 194V195H83ZM93 194V196H92ZM100 194V195H99ZM190 194V195H189ZM206 195V197L204 195ZM257 194V195H256ZM3 195V196H2ZM30 195V196H29ZM71 195V196H70ZM78 195V196H77ZM114 195V196H113ZM156 195V196H155ZM158 195V196H157ZM165 195V196H164ZM167 195V196H166ZM175 195V196H174ZM197 195V196H196ZM201 195L202 197L200 198ZM209 195H212V196H209ZM251 195V197H250ZM32 196H35V197H32ZM83 196V197H82ZM110 196V197H109ZM140 196V197H139ZM169 196V197H168ZM192 196V197H191ZM204 196V197H203ZM231 199H230V197ZM253 196V197H252ZM12 197V198H11ZM21 197V198H20ZM78 197V198H77ZM96 197V198H95ZM173 197V198H171ZM227 197V198H226ZM263 199H262V198ZM9 198H10V202H9ZM56 198V199H55ZM63 198V200H62ZM66 198V199H65ZM74 198V199H73ZM196 198V200L194 199ZM204 198V199H202ZM225 198V199H224ZM255 198V199H254ZM260 198V199H259ZM23 199V200H22ZM33 199V200H32ZM58 199V200H57ZM62 202L61 204L60 201ZM113 199V200H111ZM159 199V200H157ZM165 199V200H164ZM170 201H168V200ZM172 199V200H171ZM201 199V200H200ZM3 200V201H2ZM31 200V201H30ZM56 200V201H55ZM65 200V201H64ZM70 200V203L69 201ZM82 200V201H81ZM157 200V201H156ZM211 200V201H210ZM222 200V201H220ZM229 200H232L229 202ZM260 203L257 205V201ZM261 200V202H260ZM55 201V202H54ZM59 201V202H58ZM115 201V202H114ZM138 201V202H137ZM163 201V202H162ZM166 203H165V202ZM253 204L256 202V204L252 206V209L250 207H248L249 205L248 204H251L250 202ZM263 201V202H262ZM12 202V203H11ZM21 202V203H20ZM25 202V203H24ZM53 202V204H52ZM64 202H66L67 204H65ZM73 202V204H72ZM82 202V203H81ZM91 202V203H90ZM158 202V203H157ZM160 202V203H159ZM180 202V204H179ZM183 202V203H182ZM206 202H209V203H206ZM241 202V203H240ZM244 202V204L242 203ZM247 202V203H246ZM11 203V204H10ZM57 203V205H56ZM107 203V204H106ZM175 203V204H174ZM215 203V204H214ZM221 203V205H219ZM233 203V204H231ZM238 203V204H237ZM240 203V204H239ZM4 204V205H3ZM8 204V205H7ZM19 204V205H18ZM25 204V205H24ZM27 204V205H26ZM55 204V205H54ZM70 206H69V205ZM156 204V205H155ZM161 204V205H160ZM201 204V205H202ZM206 204V205H205ZM209 204V205H208ZM227 204V205H226ZM237 204V205H235ZM242 204V205H241ZM246 204V205H245ZM54 205V206H53ZM62 205V206H61ZM113 205V206H112ZM131 205V206H130ZM165 205V206H164ZM173 205V206H172ZM186 205V204H184ZM247 206L248 208H245V206ZM5 206V207H3ZM6 206H8V210L6 208ZM19 206V207H18ZM49 206H52V207H49ZM57 206L58 209H57ZM61 206V207H60ZM69 206V207H67ZM86 206V207H85ZM162 206V207H161ZM172 206V207H171ZM231 208H230V207ZM243 208H242V207ZM55 207V208H54ZM65 207V208H63ZM105 209H103V208ZM180 207V208H179ZM226 209H225V208ZM228 207V208H227ZM257 208H260L261 209L258 211ZM5 208V209H4ZM18 208V209H17ZM72 208V209H71ZM79 208V209H78ZM100 208V209H99ZM129 208V209H128ZM166 208V209H165ZM169 208V209H168ZM178 208V210H177ZM224 208V209H223ZM236 210H235V209ZM245 208V209H244ZM253 208H255L253 210ZM20 209V210H19ZM44 209H47L44 211ZM53 209V210H52ZM54 209H55V213H54ZM60 209H62V211H60ZM64 209V210H63ZM66 209V210H65ZM70 209V210H69ZM183 209V211H182ZM218 209H219V212H218ZM240 209V210H239ZM245 210V213L243 210ZM12 210L14 211L12 213ZM18 210V211H17ZM50 210V211H49ZM79 210V211H78ZM96 210V212L94 211ZM103 210V211H102ZM162 210L164 211V214L162 216ZM167 210V212H166ZM169 210V211H168ZM173 210V211H172ZM186 211V214H185V211ZM225 210V211H223ZM229 210V211H228ZM233 210V211H232ZM238 210L240 212H238ZM20 211V212H19ZM49 211V213L47 212ZM52 211V212H51ZM57 211V212H56ZM67 211V212H66ZM180 211V212H179ZM184 213H182V212ZM235 211V212H234ZM243 211V212H241ZM252 211V212H251ZM256 211V212H254ZM44 212H47V213H44ZM88 212V213H87ZM122 212V213H121ZM125 212V213H124ZM127 212V213H126ZM129 212V213H128ZM173 212V213H172ZM3 213V214H2ZM10 213V214H9ZM15 213V215H14ZM53 213V214H52ZM81 213V214H80ZM85 213V214H84ZM121 213V214H120ZM172 216H171V214ZM179 213V214H178ZM183 216H185L184 218H187L186 222H184V218L182 217V214ZM219 213V214H218ZM237 213V214H236ZM241 213V214H240ZM248 213V214H246ZM254 213V214H253ZM256 213V214H255ZM13 214V215H12ZM45 214H48V215H45ZM88 214V215H87ZM99 214V215H98ZM130 214V215H129ZM135 214V215H134ZM141 214V215H140ZM245 215V216H242ZM5 217H4V216ZM68 215V216H67ZM111 215V216H110ZM161 215V216H160ZM166 215V216H165ZM168 215V216H167ZM181 215V216H180ZM188 215V217H186ZM237 215V216H236ZM240 217H239V216ZM256 215V216H254ZM12 216L14 218H12ZM16 216V217H15ZM38 218H36V217ZM42 216V217H41ZM87 216V217H86ZM100 216V217H99ZM102 216V217H101ZM122 216V217H121ZM131 216V217H130ZM136 216V217H135ZM142 216V217H141ZM227 216V217H226ZM55 217V218H54ZM106 217V218H105ZM127 217V218H126ZM177 217V218H176ZM180 217V218H179ZM189 217H190V220H193V222L197 223V224H194L192 221H191V224L190 222L188 223L187 221H190L189 220ZM11 218V219H10ZM65 218V219H64ZM125 218V219H124ZM157 218V219H156ZM166 218V219H165ZM16 219V220H15ZM21 219V220H20ZM27 219V220H26ZM96 219V220H95ZM120 219V220H119ZM139 219V220H138ZM174 220V221H170V220ZM182 219V220H181ZM7 220V221H6ZM64 220V221H63ZM114 220V221H113ZM124 220V221H123ZM127 220V221H126ZM142 220V221H141ZM160 220V222H159ZM167 220V221H166ZM208 220V219H207ZM206 220V221H207ZM11 221V222H10ZM22 221V222H20ZM26 221V222H25ZM36 221V222H35ZM146 221V222H145ZM149 221V222H148ZM155 221V222H154ZM158 221V222H157ZM169 221V223H168ZM177 221V223H176ZM15 222V223H14ZM17 222V223H16ZM75 222V223H74ZM81 222V224H80ZM115 222V223H114ZM143 222V223H142ZM175 224H174V223ZM201 224H199V223ZM7 223V224H6ZM11 223V224H10ZM22 223V224H21ZM38 223V224H37ZM130 223V224H129ZM139 223V225H138ZM155 223V224H154ZM158 225H157V224ZM160 223V224H159ZM184 223V224H183ZM193 223V224H192ZM206 223V222H205ZM19 224V225H18ZM25 224V225H24ZM60 224V225H59ZM122 224V225H121ZM151 226H150V225ZM178 225L176 226V228H174L175 226L174 225ZM205 226V230L204 229V225ZM258 224V226H257ZM22 225V226H21ZM28 225V227H27ZM31 225V226H30ZM70 225V226H69ZM155 225V226H154ZM198 225V226H197ZM203 225V226H202ZM7 226V227H6ZM9 226V227H8ZM15 226V227H14ZM37 226V227H36ZM62 226V227H61ZM84 226V227H83ZM167 226V227H166ZM174 226V227H173ZM192 226V227H190ZM201 226L203 227L202 229L205 230L204 234L207 235L208 237L210 236V238L212 239L213 235L216 237L214 239L215 241L211 240L210 238H207V236H205L203 233H202V229ZM5 227V228H4ZM31 227V228H30ZM67 227V228H66ZM94 227V228H93ZM98 227V228H97ZM144 227V228H143ZM154 228V231L152 230ZM178 227V228H177ZM180 227V228H179ZM196 227V228H195ZM14 228V229H13ZM26 228V229H25ZM58 228V229H57ZM148 228H149V231H148ZM157 228V229H155ZM162 228V229H161ZM195 228V230H193ZM199 228V229H198ZM16 229V230H15ZM20 229V230H18ZM91 229V230H90ZM95 229V230H94ZM111 229V231H110ZM161 229V230H160ZM198 229V231L200 230L201 231V234L198 233V231H196ZM237 229H241L242 233L240 232L239 233V230ZM7 230V231H6ZM15 230V231H14ZM26 230V231H24ZM28 230V231H27ZM30 230V231H29ZM77 230V231H76ZM106 230V231H105ZM146 230V231H145ZM152 230V231H151ZM166 230V231H165ZM168 230V231H167ZM188 230V231H187ZM237 230V231H236ZM5 231V232H4ZM20 231V232H18ZM24 231V232H23ZM91 231V232H90ZM97 231V232H96ZM108 231V232H107ZM180 231V232H179ZM184 231V232H183ZM199 231V232H200ZM244 231V232H243ZM247 231V232H246ZM8 232V233H7ZM13 234H12V233ZM22 232L24 234H22ZM81 232V233H80ZM113 232V233H112ZM122 232V233H121ZM152 234H151V233ZM162 232V233H161ZM164 232V234H163ZM171 232V233H170ZM191 232V233H190ZM193 232V233H192ZM197 232V233H196ZM249 232V233H248ZM29 236H28V234ZM41 235H40V234ZM62 233V235H61ZM109 233V234H108ZM119 233V234H118ZM157 233V234H156ZM184 233V234H183ZM190 235V240L188 239V242L185 241L187 240V237L185 235ZM217 233L219 234L218 237H217ZM247 233V234H246ZM15 234V235H14ZM31 234V235H30ZM37 234V235H36ZM40 236H39V235ZM73 234V235H72ZM122 234V235H121ZM157 237L158 235L161 236L159 237L158 239H161L159 242L161 243V246H160V243L158 245L159 249H157L154 245V241H152L156 235ZM172 234V235H171ZM200 235L198 236L199 237V240L198 238L196 239V237L194 239L191 240V236L194 237L195 235ZM203 234V235H202ZM256 236H255V235ZM10 235V236H8ZM35 235V236H34ZM91 235V236H90ZM99 235V236H98ZM111 235V237H110ZM149 237L152 236V240H150L151 242H148L149 238H145L146 237ZM154 235V237H153ZM183 235V236H182ZM212 235V236H211ZM258 235V236H257ZM8 236V237H7ZM22 236L24 237V240L22 238ZM32 236V237H31ZM42 236V237H41ZM74 236V238H73ZM170 236V238H168ZM203 236H205V238H203ZM219 236L220 237H223L221 238V240L219 239ZM14 237V238H13ZM18 237V238H17ZM20 237V238H19ZM104 237V238H103ZM120 239H119V238ZM165 237V238H163ZM173 237V238H172ZM2 238V239H1ZM10 238V240H9ZM28 238V239H27ZM40 238V239H39ZM47 238V239H46ZM94 238V239H93ZM144 238L147 240L144 241ZM166 238H168V243L165 242L166 241ZM178 239L176 240L177 242V246L174 245L175 244V239ZM182 238V239H181ZM186 238V239H184ZM264 238V237H263ZM17 239V240H16ZM27 239V240H26ZM31 239V240H30ZM33 239V240H32ZM35 239V240H34ZM54 239V240H53ZM61 239V240H60ZM63 239V240H62ZM90 239V240H89ZM151 239V237H150ZM165 239V241L163 240ZM174 239V240H173ZM200 239L202 240L203 239V242L200 241ZM13 240V241H11ZM51 240V241H50ZM125 240V242H123ZM139 240V241H138ZM144 244H142V241ZM162 240H163V243H162ZM174 241V244H172ZM183 240V244L180 243V241ZM195 240L196 243H193V241ZM204 240H207L209 242L206 241L207 245L209 244L210 245V248H209V245L207 246L205 243H204ZM218 240V241H217ZM220 240V241H219ZM257 240L259 241L260 238ZM24 241V242H23ZM26 241V242H25ZM38 241V242H36ZM41 241V243H40ZM48 241V243H47ZM49 241L51 244H49ZM88 241L90 244H88ZM91 241V242H90ZM106 241V243H105ZM179 241V243H178ZM185 241V242H184ZM200 242L199 244L201 245L202 243V247L200 246L201 249H203L204 251H206V253L202 252V250L198 247L199 245L197 244V242ZM223 241V242H221ZM262 241V242H261ZM16 242V243H14ZM35 242L37 244H35ZM53 242V244H52ZM71 242V243H70ZM102 244H100V243ZM141 242V243H140ZM166 244H165V243ZM170 242H171V246L170 248L168 247V249H166L167 247H163V246H166L167 244L170 245ZM188 245H187V243ZM189 242L190 245H189ZM212 242V243H211ZM216 242V243H215ZM221 242V243H219ZM261 244L264 245V240H260L259 241ZM10 243V245H9ZM12 243V244H11ZM18 243V244H17ZM32 243V244H31ZM40 243V244H38ZM45 243V244H44ZM116 243V244H115ZM148 243V244H147ZM149 243L151 245H149ZM186 243V244H185ZM224 243V244H223ZM21 244V245H20ZM49 246H47V245ZM55 244V245H54ZM73 244V245H72ZM88 244V245H87ZM108 244V245H107ZM142 244V245H141ZM181 244V246L179 245ZM192 244V245H191ZM197 244V245H196ZM212 244V245H211ZM217 244V245H216ZM220 244V245H219ZM223 246H226L227 247H222ZM228 244L230 246H228ZM14 245V246H13ZM20 245V247H19ZM44 245V247H43ZM122 245V246H121ZM149 245V246H147ZM158 252H155V249L154 247ZM172 245L175 247H173V250H172ZM187 246L185 248V246ZM197 246L196 248L194 246ZM9 246V247H8ZM23 246V247H22ZM36 246V247H35ZM39 246V247H38ZM46 246V247H45ZM96 246V247H95ZM152 246V247H150ZM182 248H180V247ZM185 249H189L186 252ZM188 246H193L192 248H194V252H193V249L191 247H188ZM207 247V249L205 247ZM221 246V247H220ZM235 248L233 250H236L238 252H235L233 251L232 252V249L230 247ZM236 246V245H235ZM3 247V248H2ZM12 247H14L12 249ZM71 247V248H70ZM85 247V248H84ZM102 247V248H101ZM142 247V248H141ZM148 247V248H147ZM150 247V248H149ZM163 247V248H162ZM178 247V248H177ZM229 247V248H228ZM25 248V249H24ZM35 248V249H34ZM49 248V249H48ZM56 248V249H55ZM79 248V249H78ZM112 248V249H111ZM124 248V249H123ZM141 248V251H139L138 249ZM206 250H205V249ZM212 248V249H211ZM217 250H216V249ZM219 248V249H218ZM67 249V250H66ZM84 249V250H83ZM117 249V250H116ZM146 249V250H145ZM148 249L150 250V252L148 251ZM154 249V250H153ZM163 249L165 251H163ZM171 249V250H170ZM178 249V250H177ZM179 249H182L180 250L179 253H183V257L180 256L182 254H177ZM191 249V250H190ZM211 249V250H210ZM229 250V253L231 254L229 256V253L225 252L226 250ZM22 250H25V251H22ZM34 250V251H33ZM48 250V251H46ZM55 250V251H54ZM61 250V251H60ZM72 250V251H71ZM84 252H83V251ZM101 250V251H100ZM177 252H176V251ZM201 250V252H200ZM221 252H220V251ZM226 253L222 254L223 251ZM227 250V251H228ZM30 251V252H28ZM39 251V252H38ZM100 251V252H99ZM123 251V252H122ZM147 251V252H145ZM155 253H154V252ZM163 253H162V252ZM208 251V252H207ZM214 251V252H213ZM22 252V254H21ZM27 252V253H26ZM105 252V253H103ZM108 252V253H107ZM165 252V253H164ZM172 252L173 254H170ZM189 252H193V253H189ZM211 252V253H210ZM13 253V254H12ZM17 253V254H16ZM36 253V254H35ZM74 253V254H73ZM162 253V254H161ZM169 254L171 256V259L169 257ZM190 255H189V254ZM197 253V254H196ZM199 253V254H198ZM201 253V254H200ZM207 254L206 256L203 255L204 257H202V254ZM12 254V255H11ZM28 254V255H27ZM31 254V255H29ZM39 254V255H38ZM93 254V256H92ZM95 254V255H94ZM102 254V255H101ZM164 254V255H163ZM169 257L170 260L168 261V257ZM178 255L176 258V255ZM187 254V257L184 256ZM192 254V256H191ZM193 254H196L195 256L198 258V256L200 257L201 255V259L203 260H197V258L193 255ZM222 256H221V255ZM228 254V255H227ZM236 256H235V255ZM11 255V256H10ZM25 255V256H23ZM27 255V256H26ZM36 258L33 259L34 257ZM36 255V256H35ZM48 255V256H47ZM79 255V257H78ZM163 255V256H162ZM219 255V257L221 256L223 258V260H220L222 259L220 257L219 260H217L216 258H219L217 257ZM224 255H227V257ZM232 255L234 257H232ZM238 255V256H237ZM241 255V256H239ZM10 256V257H9ZM62 256V257H61ZM72 256V257H71ZM75 256V258H74ZM84 256V257H82ZM119 256H122V258ZM141 256V257H142ZM28 257V259H27ZM33 257V258H32ZM76 257H77V260H76ZM116 257V258H114ZM173 257V258H172ZM189 257V259H188ZM195 257V258H194ZM216 257V258H215ZM239 257V258H238ZM8 258V259H7ZM12 259L10 261V259ZM40 258V259H39ZM74 258V259H73ZM160 258V260H159ZM165 258V259H164ZM183 258H185L183 260ZM187 258V260H186ZM194 260L192 262V260ZM216 260H215V259ZM243 258V259H244ZM34 261H32V260ZM38 259V260H37ZM86 259V260H85ZM113 259V260H112ZM117 259V260H116ZM122 259V260H121ZM151 260L152 262H154V260ZM166 259H167V263H166ZM182 259V261H181ZM200 259V258H199ZM8 260V262H7ZM15 260V261H14ZM19 260V261H18ZM21 260V262H20ZM28 260V261H27ZM41 260V261H40ZM57 260V261H56ZM159 260V261H158ZM189 260L192 262L190 263ZM250 260V259H249ZM23 261V262H22ZM39 261V262H38ZM66 261V262H65ZM70 261V262H69ZM86 261V262H84ZM114 261V262H113ZM158 261V262H157ZM165 261V262H164ZM184 261V262H183ZM212 261V262H211ZM214 261V262H213ZM243 261V262H242ZM2 262V263H1ZM19 262V263H18ZM44 262V263H43ZM54 262V263H52ZM97 262V263H96ZM152 262L148 263V264H152ZM183 262V263H182ZM207 262V263H206ZM82 263V264H83ZM141 263V261L139 262ZM237 263H234V264H237ZM78 264V263H77ZM147 264V262L145 263ZM261 264H264V261L261 262Z\"/></svg>",
  "mask_w": 264,
  "mask_h": 264
},
{
  "label": "built area",
  "instance_id": "built-area-1",
  "mask_svg": "<svg viewBox=\"0 0 264 264\" xmlns=\"http://www.w3.org/2000/svg\"><path fill=\"white\" fill-rule=\"evenodd\" d=\"M46 186L53 192H56L60 195H64V196L69 195V188L59 182L53 180L47 181Z\"/></svg>",
  "mask_w": 264,
  "mask_h": 264
}]
</instances>
